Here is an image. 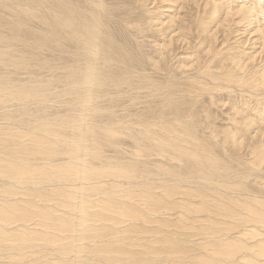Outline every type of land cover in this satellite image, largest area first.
Wrapping results in <instances>:
<instances>
[{
  "label": "bare ground",
  "instance_id": "6f19581e",
  "mask_svg": "<svg viewBox=\"0 0 264 264\" xmlns=\"http://www.w3.org/2000/svg\"><path fill=\"white\" fill-rule=\"evenodd\" d=\"M42 0H38V1H30L28 2L27 1V4L22 6L20 4H16V3H12V4H6L5 7L6 9H13L17 14L18 16L21 17V14L25 13L27 10H28V7L32 5L33 2H40ZM45 1H50V0H45ZM53 1V0H52ZM55 2H53L54 4L57 2L56 5H54L55 8H57V12L55 11H51V10H48V11H51V12H47L46 15H44V19L46 21V25L48 26L46 30L43 31V33L40 31V32H37L38 30H32V28L30 27L28 30H16V28H13L11 30V34L12 36L11 37H6L4 35V31H1L0 30V46H4L6 47L5 50H0V68L1 70H5L7 67H12L13 69H16V68H21L23 70H25V74H27V77L26 78H22V79H18V80H15V78H13L14 76H20V74L18 73H13V75L11 74L10 76L5 74V76H2L0 75V94H2V96L4 97V100L2 102H0V116L3 117L4 115H6L8 117L7 120L9 121H12V120H16V118L18 117L19 118V121L20 122H24L26 121V124H29V133L28 135L29 136H33V138H35L36 141H32L33 144H32V147H29L27 148L28 146L26 145L25 143V147L29 150L30 154L27 156H25V154L23 153V155L25 156L26 159H32L31 157L33 156H36L37 159L39 160H44V162L48 161V162H52L54 163V161L56 160V157L59 156V155H62V154H65L67 156L68 159L71 160V165H72V175H66V172L67 170H65L66 172L62 173L63 171H61L62 173V176H60V174H55V172H53V168H54V165L56 164H52L53 168H50L51 164L48 165L50 167H47L45 168L44 166V169H41L43 167L41 166H37L35 164H30V163H19L20 165H18V162L15 164H12V165H15V166H3L2 170L0 171V176L1 177H5L6 179L10 180L11 183H15V185L17 184H22L25 180L27 181V176H29V174H32V173H39V179L41 180H46V181H49L50 183L53 184V182H56L57 183H61V181L64 180V184L65 186L69 185L65 182H72V185L73 186V183H75V185L73 186V188H69L70 189H73V191L71 192L72 194L70 195H65L66 198H68L67 200V204L69 207H72L71 210H69L67 212V214H64V215H61V216H58V215H55V213H53V209L52 207L49 205L48 208H44L43 205H41L40 203L39 204V207L40 205L43 206L41 207V209L43 208V211H35L37 207H35V210L32 209L33 213L34 212H39L40 215H42L44 218V220H48L47 222L51 221L49 220V218L51 219L52 218V222L53 224L56 226V223H60L61 221L60 220H63L64 223L67 224L68 226V229H70L69 233L68 234H76V235H70L71 239H72V245L68 247H70L68 251H65L59 246V247H55L53 248L52 250L57 253V255L55 256H58V262L60 261V259L63 261V263L65 264V262H68V264H88V262H92L91 264H93V262H96L94 264H264V124L261 123L260 124V121H259V124L256 123L257 120H253V117L252 118H249L250 115L247 114L245 112V114L243 115L241 112L237 111V109H234V112L233 114L230 116L231 117V123L234 125V128L232 129H229L227 130V132H225V135L223 137V143L220 144L219 143V140L217 139L219 136L218 134L215 133L214 130H212L213 132H209V135H210V138H203V139H198V137L196 136L197 134V131L196 129L193 127V123L196 124L197 121L193 120L191 121L190 119H186V118H182V120L179 121V118L178 119H174L176 120V123L179 124L178 125H184L182 127H180L179 129V126H171L169 127V129H165V125L164 124H161V125H164L161 126L163 129L159 132H156L157 130L153 131V130H148L146 129L143 133L142 131L140 130L139 132L141 133H138L139 135L143 134L144 136H138L135 132L134 134V138L133 139V144L131 142V146L134 148L132 150L133 153L132 154H135L132 157V159H130L129 161L131 162H128V164L124 163L126 160L124 158H121V159H124L125 161H122V163H119V162H115L113 158H109L108 160H105L104 157L102 156L103 154V151L100 152V150H103V148L109 146L110 149H114L115 146H114V139H113V135L112 137H107L105 138V134L107 136H110V131L108 130V128L104 129V130H107L106 132H101L104 136V138H100L98 134H96V130L95 128L93 127H99V126H95L94 124H96V122H94L95 118L98 117L100 114L98 112H95L97 109L96 107L98 102H101L100 99L101 97L98 96V91L102 88H105V87H125L126 85V88L127 90L129 89L127 86L131 83L133 84H136L132 75L134 74L133 72V68H135V66L138 67V65L140 63H136L137 62H140L142 60H137L136 59V56H138L139 54L141 55V53L139 52L138 55L135 54V57L133 56V53H132V56H131V51H130V54L127 55L125 52V46L119 44V40L121 39L122 34H125V36H127L128 34H130V29H132L133 33H137V34H141L142 31H143V27L141 26V24L139 23V21L137 20H129V18L127 17H122V16H118L114 19H111L110 15H111V12L113 11V6H111L110 4L107 3V0H54ZM149 0H136V3L135 5L137 6L138 9H147V3H148ZM168 1V0H167ZM186 1V0H185ZM188 1V0H187ZM200 1L201 2H204L202 0H189L190 4H197L199 7H201L200 5ZM216 0H214L215 2ZM233 1V0H232ZM236 1V0H235ZM240 2V0H238ZM236 1V2H238ZM248 1V0H247ZM246 1V2H247ZM253 1V0H252ZM259 1V0H258ZM222 2V1H221ZM231 2V0H230ZM229 2V3H230ZM249 2V1H248ZM247 2V3H248ZM41 3V2H40ZM43 3V2H42ZM128 2L124 1V4H128ZM213 3V1H212ZM217 3V2H216ZM244 3V2H242ZM240 3V6L243 7ZM250 3V2H249ZM34 4V3H33ZM44 4V3H43ZM50 4V5H51ZM208 4V2H207ZM210 4V3H209ZM222 4V3H221ZM232 4V3H231ZM230 4V5H231ZM234 4V3H233ZM232 4L233 6V9L234 8V5ZM238 4V3H236ZM235 4V6H236ZM263 4L264 6V0H263V3L261 2H257V0L255 2H253V5L252 8H249V10L247 9H241L242 11L239 12L238 14H234V15H237L235 16L234 18L231 16V18L234 19V21H239L238 24L235 23L237 26L240 24H243L242 27H245L244 29H248L247 27L253 25L254 27L256 26V24H253L254 23V16H257L260 12H257L260 10L259 6ZM16 5V7L14 8L13 6ZM35 5V4H34ZM33 5V8L36 9L38 7H35ZM194 5V6H195ZM216 5V4H214ZM223 5H224V2H223ZM230 5L228 4V6L230 7ZM239 5V4H238ZM245 5H249V4H245ZM41 6H43L41 4ZM47 6V4L45 5ZM49 6V5H48ZM48 6L46 7V9L48 8ZM197 6V7H198ZM206 6V5H205ZM210 6V5H208ZM207 6V7H208ZM220 6V5H219ZM250 6V7H251ZM40 7V6H39ZM51 7V6H49ZM54 7H51V9H53ZM154 7V6H153ZM215 7V6H214ZM213 7V8H214ZM247 7V6H246ZM261 7V6H260ZM43 9V7H41ZM54 8V9H55ZM206 8V7H204ZM218 8V6H217ZM221 8V7H219ZM256 8V12L255 14L257 15H254L252 11H254ZM258 8V10H257ZM45 9V10H46ZM50 9V8H49ZM200 9V8H199ZM233 9L231 12H228L227 13V16L231 13H233ZM237 9V8H236ZM252 9V10H251ZM30 10V9H29ZM56 10V9H55ZM205 11V14L201 17H199L197 20V23L199 24V29L202 33L204 34H208L209 32V26L211 25L210 23L215 19V16L218 14L216 9H213L211 7L209 8H206V9H203ZM220 10V9H219ZM247 10V11H246ZM20 11V12H19ZM31 12H34V10L32 11V9L30 10ZM37 11V10H36ZM43 11V10H42ZM238 11V9H237ZM249 11H251L252 13H250ZM28 12V11H27ZM199 12V11H198ZM235 12V10H234ZM262 12V11H261ZM43 13V12H42ZM220 13V12H219ZM224 13V11H223ZM221 13V14H223ZM264 13V12H263ZM29 14V13H27ZM26 14V15H27ZM33 14V13H31ZM36 14V13H35ZM161 14V13H160ZM210 14V15H209ZM230 14V15H231ZM25 15V14H24ZM23 15V16H24ZM34 15V14H33ZM113 15V13H112ZM164 15V14H163ZM233 15V16H234ZM262 15V14H261ZM38 16V14H37ZM152 16V15H151ZM225 16V15H224ZM259 17L256 18L257 21L256 22H259L260 21V14L258 15ZM26 17V16H24ZM31 17V15H30ZM39 17V16H38ZM41 17V16H40ZM39 17V18H40ZM22 18V17H21ZM29 18V16H28ZM43 18H41L42 20ZM43 19V21H44ZM227 20H229L228 18H226ZM236 19V20H235ZM23 20V19H22ZM21 20V21H22ZM28 20L27 19V22L26 20H23L22 22L23 23H28ZM37 20V19H36ZM35 19H33V21L35 22L36 21ZM40 20V21H41ZM259 20V21H258ZM29 21H32L29 20ZM153 21V20H152ZM230 21V20H229ZM1 22V20H0ZM39 22V21H38ZM143 22V21H142ZM196 22V21H195ZM214 22V21H213ZM40 23V22H39ZM44 25V23H42ZM154 24V23H153ZM215 24V23H214ZM247 24V25H246ZM260 24H261V21H260ZM263 24V23H262ZM31 25V24H30ZM39 25V24H38ZM219 25V24H218ZM220 25H222L220 23ZM228 25V24H227ZM233 25V24H232ZM121 28V31L118 33H114V28ZM240 26V25H239ZM238 26V27H239ZM40 27V25H39ZM38 27V28H39ZM46 27V26H45ZM148 27V26H147ZM153 27V25H152ZM155 27V26H154ZM218 27V26H217ZM231 27V26H230ZM236 27V26H235ZM34 28V27H33ZM159 28V27H158ZM232 28V27H231ZM253 28V27H252ZM258 28V26L256 27ZM44 29V28H43ZM239 29V28H238ZM254 29V28H253ZM252 29V30H253ZM147 30V29H145ZM243 30V29H242ZM255 30V29H254ZM256 33V38H257V42L259 43V45L261 47L264 48V27L263 29L260 28L259 30H255L254 31ZM38 33V34H37ZM122 33V34H121ZM145 33V31H144ZM212 33V32H211ZM252 33V32H251ZM40 34V35H39ZM253 34V33H252ZM212 35V34H211ZM215 36V35H213ZM128 38V36H127ZM136 38V37H135ZM183 38V37H182ZM15 42H18L19 44H21L23 47H25L26 49H30V48H33V49H30V50H34V46L35 48H37L38 50H40L41 46H44L45 47H49L51 45L53 51L55 52H59L61 54V56H63V67L61 66L62 68V77L60 79H58L59 77L56 76V74H54L56 72V68L54 66H51V65H44L43 67L41 66H32L30 64L31 61H29L30 59H27L26 57H21L20 55H16V54H11V49L13 47V44ZM234 42V41H233ZM231 43V42H230ZM16 44V43H15ZM134 44V43H133ZM137 44V43H136ZM128 45V44H127ZM129 46V45H128ZM137 46H139L137 44ZM136 46V47H137ZM223 46V45H222ZM243 46V45H241ZM125 47V48H124ZM132 47V46H131ZM135 47V46H134ZM135 47V48H136ZM198 47V46H197ZM134 48V49H135ZM4 49V48H3ZM24 49V48H22ZM128 49V48H127ZM126 49V50H127ZM130 49V48H129ZM141 49V48H140ZM206 49V48H205ZM221 49V48H220ZM255 49V48H254ZM25 50V49H24ZM132 50V48L130 49ZM139 50V49H137ZM218 50V49H217ZM231 50H233V48H231ZM245 50V49H244ZM21 51V50H19ZM230 51V50H229ZM240 51V50H239ZM247 51V50H246ZM31 52V51H29ZM38 52V51H37ZM133 52V51H132ZM135 52V51H134ZM204 52V51H203ZM18 53V51H17ZM33 53V52H32ZM35 53V52H34ZM39 53V52H38ZM43 53V51H42ZM46 53V52H45ZM50 53V52H49ZM129 53V52H127ZM235 53V52H234ZM245 53V52H244ZM263 53V52H262ZM20 54V53H18ZM48 53H46L47 55ZM52 54V53H51ZM221 54V53H219ZM218 54V55H219ZM29 55H32V54H29ZM28 55V58L30 57ZM50 55V54H49ZM53 55V54H52ZM240 55V54H239ZM243 55V54H242ZM241 55V56H242ZM245 55V54H244ZM256 55V54H255ZM36 56V54L34 55L33 54V57ZM41 56V54H40ZM44 56V55H42ZM231 57L229 58V60L227 62H225L224 66H222L223 70L224 69H228L227 71H223L225 73L222 74V78L220 77H215L216 78H220L222 79L223 82L225 83H228L231 84L233 83L235 85V87L237 88H243V89H246L248 90V94L249 93H253L256 94V92L260 91V90H264V66L262 67L261 65L260 66H257V65H253V60L254 59V56L253 55H247L248 57V62H245L243 61V56L238 58L237 56L234 55H230ZM261 56V55H260ZM32 57V56H31ZM44 57H47V56H44ZM49 57H53V56H49ZM177 57V56H176ZM264 57V56H262ZM38 59V57L36 58ZM51 59V58H50ZM252 59V60H251ZM55 60V58H54ZM59 60V59H58ZM50 63V61H46V63ZM53 62V61H52ZM59 62V61H58ZM33 63V62H32ZM258 63V62H257ZM211 66V65H210ZM231 66V67H229ZM3 67V68H2ZM36 67V68H35ZM142 67V66H141ZM140 68H136L137 71L141 69ZM33 68V69H32ZM38 68H45V69H49L51 71V74L55 75V77L52 76V78L48 79V80H43L41 78H39V74H36V72H41L40 69ZM132 68V69H131ZM183 68V67H182ZM214 68V67H213ZM11 69V68H9ZM37 69V70H36ZM211 69V68H210ZM210 69H208L210 71ZM222 69L220 70V73H222ZM143 70V69H142ZM141 70V71H142ZM7 71L8 73H11L8 69L5 70ZM135 73H136V70L134 69ZM215 71V70H214ZM213 71V72H214ZM43 72V71H42ZM139 72V71H138ZM1 73V71H0ZM219 73V72H217ZM139 74H142V72H139ZM206 74V73H205ZM214 75V74H213ZM208 76V74H207ZM217 76V75H215ZM220 76V75H218ZM143 77V76H142ZM14 80H13V79ZM146 78V77H144ZM205 78V77H204ZM143 79V78H141ZM219 79V80H220ZM135 80H136V77H135ZM140 80V79H139ZM137 81V80H136ZM142 81V80H140ZM152 81V79H151ZM171 81V79H170ZM173 81V80H172ZM178 81V80H177ZM217 81V80H215ZM146 83H148L146 80H145ZM150 82V81H149ZM153 82V81H152ZM150 82V83H152ZM168 82V81H167ZM221 82V80H220ZM222 82V83H223ZM61 84H65L66 85V88H67V94H65L66 96L68 95V97L71 99L70 102H72L73 104L75 105H79L77 107V110L78 111H82V113L84 114H78V115H74L76 114L75 112H77V110L72 113L69 111V113H66L67 116L65 117H61V121L57 124L56 123V119H54L53 117H49V115L47 114L48 112L45 111V108H52V104H48L52 101V98L53 96L55 97L54 94H56V96H60L59 94L61 93H51V89L53 87V85L55 84H58V86ZM142 83V82H140ZM139 83V84H140ZM144 83V81H143ZM142 83V84H143ZM149 83V84H150ZM219 83V82H217ZM137 84V85H139ZM145 84V83H144ZM154 84V83H153ZM152 84V85H153ZM166 84V83H165ZM215 84V83H214ZM232 84V85H233ZM141 85V84H140ZM148 84H146L145 87H147ZM151 85V84H150ZM149 85V86H150ZM155 85V84H154ZM216 85V84H215ZM222 85V84H221ZM121 86V87H120ZM148 86V88H149ZM170 86V85H168ZM213 86V85H212ZM223 86V85H222ZM230 86V85H229ZM143 87V86H142ZM161 87V86H160ZM172 87V85H171ZM170 87V88H171ZM219 87V86H218ZM221 87V86H220ZM228 87V86H227ZM231 87V86H230ZM230 87H228L230 89ZM234 88V86H232ZM58 88V87H57ZM55 88V90L57 89ZM130 88H133L130 86ZM140 88V87H139ZM153 87L150 86V89H152ZM212 88V87H211ZM214 88L216 89L217 87L214 86ZM61 88H59L60 90ZM163 89L165 90L166 87H163ZM202 89V88H201ZM200 89V90H201ZM220 89V88H218ZM226 89V88H225ZM235 89V88H234ZM242 89V90H243ZM63 90V89H62ZM111 90V89H109ZM135 90V89H134ZM141 90V89H140ZM143 90V89H142ZM148 90V89H147ZM153 90V89H152ZM207 90V89H205ZM232 91V88L230 89ZM236 90V89H235ZM53 91V90H52ZM130 91H132L130 89ZM128 90V92H130ZM151 91V90H150ZM161 91V89H160ZM167 91V90H166ZM222 91V90H220ZM230 91V92H231ZM237 91V90H236ZM239 91V90H238ZM58 92V91H57ZM115 92L116 89H115ZM114 92V93H115ZM123 93V91H121ZM126 92V91H125ZM124 92V93H125ZM157 92V91H156ZM164 92V91H163ZM169 92V91H167ZM174 92V91H173ZM172 90H171V93H173ZM202 92V91H201ZM63 93V91H62ZM61 93V94H62ZM111 93V92H109ZM109 93H105L104 92V97L107 96V95H110ZM113 93V95L111 96H115V94ZM171 93H169L171 95ZM247 93V92H246ZM261 95L263 93V91L260 92ZM118 94V93H117ZM116 94V95H117ZM247 94V95H248ZM259 94V93H258ZM121 97L122 95L119 94ZM117 95V96H119ZM128 95V94H127ZM161 96L164 95V93H160ZM166 95V94H165ZM174 95V94H173ZM178 95V94H177ZM240 95V94H239ZM251 95V96H253ZM1 96V95H0ZM63 96L62 99L65 97L64 95H61ZM116 96V98H117ZM119 96V97H120ZM126 96V94H125ZM243 97L245 95H242ZM241 96V97H242ZM250 96V94H249ZM249 96H246L247 98ZM255 96V95H254ZM263 96V97H262ZM260 96V98L258 97L257 98V95L255 96L257 98V110H258V113L261 114V116H259V120L263 119L264 118V94ZM108 97V96H107ZM128 97V96H127ZM172 97V96H171ZM174 97H176L174 95ZM61 98V97H59ZM111 99H114L115 97H110ZM166 98V97H165ZM169 98V97H168ZM252 99H254L253 97H251ZM255 98V99H256ZM263 98V99H262ZM57 100H59L58 98H54ZM119 98H117L118 100ZM167 99V98H166ZM170 99V98H169ZM217 99V98H216ZM243 99V98H242ZM254 99V101H255ZM1 100V99H0ZM108 100V98L106 99ZM105 99L103 100L106 101ZM121 100V99H120ZM171 100V99H170ZM220 100V99H219ZM246 100V99H245ZM250 100V99H249ZM55 101V100H54ZM166 101V100H165ZM169 101V100H168ZM175 101V100H174ZM53 102V101H52ZM58 102V101H57ZM244 102V100H243ZM6 103H14L12 107H15L13 108L11 111H8V112H5L3 114V106L6 104ZM173 103V102H172ZM176 103V102H175ZM34 106V109H36L37 111L35 112L34 110H31L33 109V106L32 105H35ZM72 104V105H73ZM167 104V103H165ZM170 104V103H169ZM180 104V103H179ZM231 104V103H230ZM239 104V102H238ZM10 105V104H8ZM12 105V104H11ZM17 105V107H16ZM64 105V104H63ZM99 105V104H98ZM174 105V104H173ZM181 105V104H180ZM233 105V103L231 104ZM242 105V103H241ZM239 105V106H241ZM21 106V107H20ZM68 106V105H67ZM168 106V104H167ZM182 106V105H181ZM181 106H177V107H181ZM184 106V105H183ZM182 106V107H183ZM189 106V105H188ZM191 106V105H190ZM189 106V107H190ZM194 106V105H193ZM192 106V108H193ZM238 106V107H239ZM244 106V104H243ZM26 107H28V109H26ZM170 108V105L168 106ZM167 107V108H168ZM175 107V106H174ZM177 107L176 109L174 108V110H177ZM186 107V106H185ZM245 107V106H244ZM251 107V106H249ZM253 107V106H252ZM256 107V106H255ZM260 107V108H259ZM6 108V106H5ZM67 108V107H66ZM74 108V107H73ZM73 108H69V109H73ZM80 108V109H79ZM166 108V107H165ZM187 108V107H186ZM231 108V106H230ZM237 108V107H236ZM241 108V107H239ZM238 108V109H239ZM243 108V107H242ZM76 109V108H75ZM96 109V110H95ZM181 109V108H180ZM244 109V108H243ZM242 109V110H243ZM247 109H248V106H247ZM3 110V111H2ZM167 110V109H166ZM169 110V109H168ZM191 110V108H190ZM189 110V111H190ZM256 110V111H257ZM1 111H2V114H1ZM179 111V110H177ZM251 110H249L248 112L250 113ZM15 112H18V114H15ZM30 112H34L32 114V116H29L31 113ZM41 112V113H40ZM68 112V110H67ZM162 112V111H161ZM174 112V111H173ZM176 112V111H175ZM181 112V110L179 111ZM30 113V114H29ZM44 113V114H43ZM79 113V112H78ZM101 113V111H100ZM174 114V113H172ZM16 115V116H15ZM18 115V116H17ZM63 115V114H61ZM60 115V116H61ZM65 115V114H64ZM243 115V116H242ZM57 116V114L55 115ZM176 117H180L179 114H175ZM238 116H242L241 119H238L239 117ZM252 116V115H251ZM258 116V115H257ZM5 117V116H4ZM30 117L33 119V121H30ZM195 117V116H194ZM226 117V116H225ZM243 117L245 119V121L243 120ZM53 118V119H51ZM56 118V117H55ZM115 118V117H114ZM114 118L112 120H114ZM229 118V117H228ZM28 119V120H27ZM30 119V120H29ZM230 119V118H229ZM258 119V118H257ZM0 120H3L2 118ZM173 120V123L175 122ZM243 120V121H242ZM264 120V119H263ZM58 121V119H57ZM241 121V123L239 122ZM28 122V123H27ZM31 122H33L31 124ZM94 124H93V123ZM112 122V121H111ZM110 122V124H111ZM141 122V121H140ZM1 123V122H0ZM24 123H23V126H24ZM115 123V122H114ZM139 123V122H138ZM163 123V122H162ZM60 124V125H59ZM109 124V125H110ZM116 124V123H115ZM146 124V123H145ZM159 124V125H160ZM169 124V123H167ZM166 124V125H167ZM172 124V123H171ZM169 124V125H171ZM141 125V124H140ZM157 125V124H156ZM173 125V124H172ZM231 125V124H230ZM26 126V125H25ZM28 126V125H27ZM107 126V125H106ZM104 126V127H106ZM114 126V125H112ZM122 126V125H121ZM136 126V125H135ZM146 126V125H145ZM144 126V127H145ZM158 126V125H157ZM168 126V125H167ZM232 126V125H231ZM4 124L3 126L1 125V128H3L4 130ZM8 127V126H6ZM65 127H69L71 128L74 133H72V136L73 135H76V140L75 139H71L70 135L67 133V128ZM116 127V126H114ZM124 127V126H123ZM122 127V129H123ZM159 127V126H158ZM257 127L258 130L256 131L257 133L255 135L251 134L248 139L245 138V136H247L246 134L244 135V133L242 134V130L246 129L245 133H249V131H251L253 128ZM103 128V127H102ZM101 128V129H102ZM110 128H113L111 127L110 125ZM131 127H129L130 129ZM141 128V127H140ZM148 128V127H147ZM168 128V127H167ZM8 129V128H7ZM24 129V128H23ZM22 129V130H23ZM27 128H25L26 130ZM97 129V128H96ZM99 129V128H98ZM121 129V128H120ZM125 129V128H124ZM134 129V128H133ZM144 129V128H143ZM158 129V128H156ZM158 129V130H159ZM213 129V128H212ZM2 130V129H0ZM10 130V129H9ZM20 131V129H18ZM17 130V131H18ZM23 130V131H25ZM103 130V131H104ZM132 130V129H130ZM128 130V131H130ZM6 131V130H5ZM27 131V130H26ZM72 131V132H73ZM116 131V130H115ZM22 132V131H21ZM20 132V133H21ZM69 132V131H68ZM112 132V131H111ZM123 132H127V129L126 131H123ZM138 132V131H137ZM168 132V133H167ZM1 133V132H0ZM4 133V132H2ZM1 133V134H2ZM6 133V132H5ZM14 133V132H13ZM26 133V132H25ZM70 133H71V130H70ZM105 133V134H104ZM134 133V132H133ZM164 133H167L168 136L165 137V134ZM9 134V133H8ZM16 134V133H15ZM19 134V133H17ZM24 134V132H23ZM23 134H21L22 136H24ZM101 134V135H102ZM115 132V136H118V135H122L120 134H117ZM19 134V136H21ZM27 135V134H26ZM27 135V137H28ZM127 136V134H125ZM124 135V137H125ZM136 135V136H135ZM201 135V134H200ZM244 137V139L241 141L240 139ZM3 136V135H1ZM15 136H18V135H15ZM102 136V137H103ZM114 136V137H115ZM123 136V135H122ZM70 137V138H69ZM74 137V136H73ZM200 137V136H199ZM202 137V136H201ZM241 137V138H240ZM3 137H1L2 139ZM16 138H19V137H16ZM25 137H22L20 138L19 140L23 139ZM4 139V138H3ZM1 140L0 141V145L4 144L5 142L8 141V143L10 144H14L12 141H11V138L10 139H4V140ZM30 139V138H29ZM30 140H32V138ZM69 139L70 140H75V141H72V142H69ZM118 139V138H117ZM213 139L215 140V142L213 141ZM13 140V139H12ZM18 140V139H17ZM34 140V139H33ZM101 140V141H100ZM129 140L130 137H129ZM212 140V141H211ZM15 141V138L14 140ZM27 141V142H28ZM188 141L190 142L189 145L188 144ZM15 142H18V141H15ZM20 142H24V139L21 140ZM182 142H183V147L181 146L182 145ZM185 142L187 144H185ZM19 143V142H18ZM29 143V142H28ZM92 143V145H91ZM105 143V144H103ZM129 143V142H128ZM117 144H118V141H117ZM185 144V146H184ZM193 145L192 148H195L196 150H192V156L189 154V148L188 146H191ZM223 145L224 144V147L225 145H235L236 148L238 149H242L243 146H245V150L247 151L246 154H248L250 156V158L248 160H245L247 161L245 165H248L247 166V171H248V174L245 173L244 171L241 172L239 169H237L236 167H234V163L233 165H225L223 164V166L221 165L223 162L222 159H220V157L216 154H214V146L215 145ZM16 145V143H15ZM116 145V143H115ZM22 146V145H21ZM24 146V145H23ZM0 147H3V146H0ZM16 147V146H15ZM20 147V145H19ZM114 147V148H112ZM121 148V146H118ZM126 147V146H125ZM125 147L123 149H125ZM131 147V148H132ZM227 147V146H226ZM242 147V148H240ZM22 148V147H21ZM26 148L22 149V150H26ZM108 148V147H107ZM7 149V147H6ZM5 149V150H6ZM12 149V148H11ZM14 149V148H13ZM109 149V148H108ZM117 149V148H116ZM130 148H126V150H129ZM221 149V148H220ZM19 150V149H17ZM107 150V149H105ZM104 150V151H105ZM110 150V151H111ZM222 150V149H221ZM1 152L2 149L0 150ZM7 151V150H6ZM6 151L4 152L6 154ZM9 151V150H8ZM108 151V150H107ZM113 151V150H112ZM121 151V149H120ZM152 151L155 153L156 156H159V157H162L164 161L166 162H172V161H179L178 157L180 156H183L184 155V159L182 160L181 158V161L183 162H186L187 160H189V163L186 164V170H188V172H195L194 169H197L202 171L200 173H202L203 177H204V181L206 182L205 185H207V189L205 188L206 186H200L202 188H205L206 190H210L212 189L213 192L210 191V195H211V198L209 196H207L208 198H205L203 201V206L205 207V209L203 210V212L205 211L208 215H210L212 217V215L216 218V216L220 219H225L226 222H231L230 220L235 221L234 224L233 223H226L225 225L228 227H220V225H222V220L221 221H216L215 222H212L214 219H212V221H208V226L205 225V229L204 230H208L209 233L207 234V237L205 239V247H204V252H201V254L199 255H187V251L185 252L184 250L187 249V244H185L186 240H180L179 242H181L180 244H182L184 246V250L182 251H178L177 250V247L175 246H178L177 244V237H174L175 233L172 231V234L171 232H167V233H164L162 230L163 233L161 232H156L154 233V231H156V227L155 229L152 228L151 230L154 229L153 233L155 234L154 237H158V238H154V239H159L155 244H152L150 246H146L144 248V246L142 245L141 247L142 248V251H137L138 253L137 254H131L128 259L125 261L126 263H122V258L120 257H115L112 258L111 255L110 257L104 255V253L100 250H103L102 247H96L94 248V246L88 244V242H83V241H86L87 237L86 234H88L89 232H87L88 230L90 231L91 229H94L96 228L97 226L95 225L94 221L92 223H90L92 221V219L90 218V215L92 214V216L94 217L95 215L98 216V217H101V216H104V217H108L106 218L105 220L99 218V220H103V223L104 221L105 222H108L110 224L111 221L114 222V220L112 219L111 221L108 220L110 219L109 215H111V213H117L118 211L116 209H119V212H120V216L121 214L123 216H125L124 214L128 213V216L126 215V217L130 218V220H134L137 219L139 222L140 220L139 219H143V221H145L147 218H151V214L154 213V210H155V206L151 205V203H154V205H156L158 202H154L155 199L158 198H161L163 197V199L166 198L170 200V196L168 197V194H159V190L157 191V193L154 191H150V193H154L155 192V195H154V198L152 199L153 202H148L147 200H149L150 198H148L146 200L141 199L143 200H140L142 201L143 203L144 202H148L150 203V208H147L148 203L145 206L142 207V203L139 202L136 200V198H133L135 199L136 202H133L129 199L130 197L132 198V196L135 194L133 193L132 196L129 194V192L126 190H123V191H127V193L130 195V197L127 195V200L128 203L126 201H124L123 198H121L122 200L120 201L119 200V203L117 201V199L115 200V198L117 197L116 194H114L116 197L111 200V198H113L114 195H112L111 197L109 196L107 201L104 202V205L105 206L104 208H102V206H100L98 208V206H95L94 204V199L93 201L91 200H86L85 198H87L90 194H93V193H98V192H101L104 190L103 186H106V183H105V180L108 178V177H111L115 180H123L124 179V182L125 180H127L128 182H130V179H133V178H140L142 180H145L146 182H148L149 180H152L155 179V173L157 174L158 171L160 174L161 172H163V170L165 169L164 167L166 166V162H162L163 164H161L159 161H156L157 164L159 162V166L157 167H154V165H152L154 167L151 168L153 169V171L147 167V164L148 162L146 161H143V157L146 158V156H150ZM118 152V151H117ZM126 152V151H124ZM129 152V151H128ZM225 151L223 150V154ZM7 153H10L11 154V150L10 152H7ZM14 153V152H13ZM18 154V151L16 152ZM15 153V154H16ZM22 153V152H21ZM21 153H20V157H21ZM108 153H111V152H108ZM107 153V154H108ZM114 153H116V151H114ZM120 153V152H119ZM153 153V154H154ZM14 154V155H15ZM124 154H127V153H124ZM131 153L129 152L128 155H130ZM179 154V156H178ZM8 155V154H6ZM19 155V154H18ZM22 155V156H23ZM114 155V154H113ZM112 155V156H113ZM118 155V154H117ZM13 156V155H12ZM116 156V154L114 155ZM120 156V154H119ZM126 156V155H125ZM155 156V157H156ZM3 157V156H2ZM5 157V156H4ZM128 157V156H127ZM139 157V158H137ZM15 158V157H14ZM64 158V157H62ZM66 158V157H65ZM134 158H137V159H134ZM158 158V157H157ZM10 161L13 159L12 158H8ZM7 159V161H8ZM35 159V158H34ZM19 160V159H18ZM24 160V159H23ZM57 160H60V158ZM243 160V161H244ZM2 160H0L1 162ZM16 161V160H15ZM22 161V160H19V162ZM97 161L99 162H103V166H101L102 168H100L98 171H96V167H94L95 163L97 164ZM128 161V160H127ZM152 161V160H151ZM154 161V160H153ZM43 162V163H44ZM234 162V161H233ZM238 162V161H237ZM236 162V163H237ZM12 163V162H10ZM8 163V164H10ZM14 163V162H13ZM38 163V162H37ZM41 163V162H40ZM56 163V162H55ZM62 163V162H61ZM151 163V162H150ZM153 163V162H152ZM173 163V162H172ZM171 163V164H172ZM226 163V162H225ZM3 164V163H2ZM1 164V165H2ZM7 164V163H6ZM5 164V165H6ZM42 164V163H41ZM46 164V165H47ZM59 165V163H57ZM63 164V163H62ZM60 164V165H62ZM123 164V165H122ZM154 164V163H153ZM178 164V163H177ZM180 164V163H179ZM241 164V163H239ZM239 164L237 166H239ZM0 165V166H1ZM45 165V164H44ZM45 165V166H46ZM65 165V163H64ZM111 166V167H114V171L113 172H106L107 170V166ZM150 164L148 163V166ZM170 165V164H169ZM167 165V166H169ZM236 165V164H235ZM67 166V164H66ZM65 166V167H66ZM156 166V165H155ZM164 166V167H163ZM172 166V165H171ZM174 166V165H173ZM172 166V167H173ZM190 166V167H189ZM61 167V166H60ZM175 167V166H174ZM246 167V166H245ZM56 168V167H55ZM64 168V166L62 167V169ZM69 168V167H67ZM167 168V167H166ZM169 168V167H168ZM177 168V167H176ZM179 168V167H178ZM177 168V169H178ZM183 168V167H181ZM185 168V167H184ZM183 168L184 171H186L185 169ZM199 168V169H198ZM57 169V168H56ZM61 169V168H59ZM61 169V170H62ZM175 169V168H174ZM64 170V169H63ZM243 170V169H242ZM170 171V174H172L173 172L175 171ZM169 171L167 172V174L169 173ZM196 171V172H197ZM70 172V171H68ZM67 172V173H68ZM172 172V173H171ZM182 172V171H181ZM29 173V174H27ZM36 173V174H37ZM59 173V172H58ZM187 173V171H186ZM8 174V175H7ZM10 175H15V176H9ZM163 174H166L163 173ZM166 174V175H167ZM175 174V173H173ZM188 174V173H187ZM187 174H185L183 172V175L182 176H186ZM177 175V174H176ZM181 175H178V176H181ZM191 175H194L193 173ZM191 175H190V178H191ZM201 176V174H198ZM175 176V175H174ZM167 176L166 179H169ZM4 178V180H5ZM165 177H163L162 179H164ZM174 178V177H173ZM176 178H178L176 176ZM3 179V178H2ZM29 179H30V176H29ZM28 179V180H29ZM160 179V178H159ZM183 179V178H182ZM186 179V178H185ZM188 179V178H187ZM197 179V178H196ZM199 179V177H198ZM201 179V178H200ZM7 180V181H8ZM95 180H100L101 182L98 183V186L95 185ZM175 180V178H174ZM190 180V179H189ZM31 181V180H29ZM27 181V182H29ZM136 181V180H135ZM157 181V180H156ZM155 181V182H156ZM168 181V180H167ZM35 181L32 180V182L30 183H34ZM112 182V181H111ZM139 182V181H137ZM158 182V181H157ZM162 182V181H160ZM176 182V181H175ZM173 180L172 182H168L169 184L170 183H175ZM189 182V181H188ZM25 183V182H24ZM29 183V184H30ZM114 184H116L115 182H112ZM119 183V182H118ZM123 183V182H122ZM152 184H154L152 181L150 182ZM164 183V182H163ZM165 183H166V180H165ZM184 183V182H183ZM186 183V182H185ZM184 183V184H185ZM193 182H191L190 180V184H192ZM197 183V182H196ZM199 183V182H198ZM10 184V182H9ZM44 184V183H43ZM48 184V183H47ZM62 184V185H64ZM121 184V183H120ZM119 184V185H120ZM134 184V183H133ZM137 184V183H136ZM139 184V183H138ZM188 185V186H191V185ZM200 184V183H199ZM219 185L218 188H220V190H218V188H215L214 186L212 185ZM11 185V184H10ZM28 185V184H27ZM34 185V184H32ZM41 185V184H40ZM45 185V184H44ZM118 185V184H117ZM118 185V186H119ZM125 185V184H123ZM142 185V184H141ZM146 185V184H144ZM161 185V184H160ZM159 185V186H160ZM171 186L173 184H170ZM170 185L168 186V184L165 186V184L161 185L163 186L162 188H166V189H169L173 191L175 190L174 187H170ZM176 185V184H175ZM178 185V184H177ZM185 185V186H187ZM192 185H196L195 182L192 184ZM201 185V184H200ZM203 185V183H202ZM13 186V185H11ZM9 186V187H11ZM39 186V185H38ZM51 185H49L50 187ZM59 186V185H57ZM112 186V185H111ZM127 187V185H125ZM143 186V185H142ZM148 186V184H147ZM151 186H154V188L156 186H158V183L157 185H150L148 186L151 187ZM174 186V185H173ZM34 187V186H33ZM36 187V186H35ZM64 187V186H63ZM117 188V186H115ZM136 187V186H135ZM145 187V186H144ZM181 187V186H180ZM15 188V187H14ZM27 188V187H26ZM54 188V187H53ZM59 188V187H57ZM61 188V186H60ZM59 188V189H60ZM67 188V187H66ZM119 188V187H118ZM124 188V187H122ZM133 188V187H132ZM141 188V187H140ZM140 188H137L140 189ZM153 188V187H151ZM150 188V190H152ZM153 188V189H154ZM157 188V187H156ZM155 188V189H156ZM160 188V187H159ZM181 188H184V187H181ZM189 188V187H188ZM187 187L184 188L185 191L187 192L188 190H190V188L188 189ZM16 189V188H15ZM43 189V188H42ZM131 189V188H130ZM147 189V187H146ZM158 189V188H157ZM161 189V188H160ZM183 189V190H184ZM187 189V190H186ZM195 189V188H194ZM193 189V190H194ZM13 190V189H11ZM19 189H16L14 191H17ZM22 190V189H21ZM20 190V191H21ZM27 190V189H26ZM45 190V189H43ZM66 190V189H65ZM64 190V191H65ZM121 190V189H120ZM132 190V189H131ZM134 190H136L134 188ZM136 190V191H137ZM142 189H140L141 191ZM162 190V189H161ZM160 190V192H161ZM182 190V189H181ZM197 190V189H196ZM221 190H226L227 192L223 193ZM33 191V190H32ZM46 191V190H45ZM62 191V190H61ZM69 191V190H67ZM71 191V190H70ZM116 192H118V190H115ZM133 191V190H132ZM131 191V192H132ZM166 190H162L163 193H165ZM169 191V190H168ZM172 191V192H173ZM185 191H183V194L185 193ZM6 192V191H5ZM4 192V193H5ZM11 192V191H10ZM18 192V191H17ZM50 192V191H49ZM47 192V193H49ZM115 192V193H116ZM120 192V191H119ZM118 192V193H119ZM130 192V193H131ZM143 192V191H142ZM145 192V191H144ZM170 193H172L171 191H169ZM189 192V191H188ZM192 192V190H191ZM191 192H189V195L192 194ZM199 191H197V194L196 195H199L202 193L200 192L198 194ZM2 193V195L4 194ZM7 193V192H6ZM15 193V192H14ZM44 192L37 188L36 191L33 193L34 196H37L38 198L39 197H43V194ZM46 193V192H45ZM51 193V192H50ZM49 193V194H50ZM104 193V192H103ZM117 193L118 196H120L119 194ZM139 193V192H137ZM141 193V192H140ZM146 193V192H145ZM148 193V194H150ZM234 193L237 194V197H235ZM11 194V193H10ZM9 194V195H10ZM17 194V193H15ZM14 194V195H15ZM22 194V193H21ZM32 194V195H33ZM53 195L56 196V192H53L52 193ZM123 194V193H122ZM147 194V195H148ZM175 194V193H174ZM194 194V193H193ZM48 195V194H47ZM51 195V194H50ZM51 195V196H53ZM59 195V194H58ZM143 195V194H142ZM166 195V196H165ZM173 195V194H172ZM195 195V194H194ZM204 195V194H203ZM213 195V197H212ZM10 196H13V195H10ZM21 196V195H20ZM26 196V195H24ZM97 196V195H96ZM138 195H134V197H136ZM144 196V195H143ZM187 196L186 198L189 199V196L188 195H185ZM193 195H191L192 197ZM198 196V197H199ZM206 196V195H205ZM18 198V196H16ZM23 197V196H22ZM36 197V198H37ZM50 197V196H49ZM55 197H53L55 199ZM59 197L61 198V196L59 195ZM102 197V196H101ZM120 197H123L122 195ZM120 197H117L120 199ZM147 197V196H145ZM165 197V198H164ZM193 197H196V196H193ZM25 198V197H24ZM35 198V197H33ZM99 198V197H98ZM139 198V197H137ZM172 198V197H171ZM174 198V197H173ZM185 198V199H186ZM244 199L245 202H246V205L244 206V208H241L240 207V204H241V199ZM2 199V198H1ZM0 199V200H1ZM57 199V198H56ZM102 199V198H101ZM132 199V200H133ZM190 199H193V198H190ZM198 199V198H197ZM212 201H211V200ZM240 199V200H239ZM23 200V199H22ZM27 200V199H26ZM48 200V199H47ZM98 200V199H97ZM156 200V201H158ZM194 200V199H193ZM202 200V198L200 199ZM207 200V201H206ZM10 201V200H9ZM17 201V200H16ZM32 203L35 201L34 199L33 200H30ZM52 201V200H51ZM96 201V200H95ZM101 201V200H100ZM104 201V200H103ZM111 201V202H110ZM150 201V200H149ZM160 201V200H159ZM165 200H163V202H159L160 205L161 204H164ZM171 201V200H170ZM168 201V202H170ZM181 201V200H180ZM180 201L178 202L180 204ZM188 201V200H187ZM190 201V200H189ZM24 202V201H23ZM27 202V201H25ZM24 202V203H25ZM29 202V201H28ZM40 202H42L40 200ZM58 202V201H57ZM96 202H99V201H96ZM102 202V201H101ZM117 202V203H116ZM121 202H124V204L122 205ZM129 204V205H127ZM190 202H195L194 201H190ZM211 202V204H210ZM212 202L214 203L213 205L214 208L212 209ZM2 203V201H1ZM20 203V202H19ZM43 203V202H42ZM117 204L116 208H115V205L113 204ZM121 203V204H120ZM156 203V204H155ZM177 203V204H178ZM184 203V202H183ZM182 203V204H183ZM197 203H201L202 202H198ZM5 204V203H4ZM15 204V203H14ZM33 204H37V202L33 203ZM94 204V205H93ZM99 204V203H98ZM145 204V203H144ZM167 204V203H165ZM171 204V202H170ZM176 204V202H175ZM181 204V206H182ZM185 204V203H184ZM243 204V203H242ZM245 204V203H244ZM11 206L14 207V205L10 204ZM16 205V204H15ZM91 205L94 206V207H97L96 209L97 210H94L92 211L91 209ZM97 205V204H96ZM100 205V204H99ZM159 204H157L158 206ZM159 205V206H160ZM169 205V204H168ZM186 205V204H185ZM189 205V204H188ZM199 205V204H198ZM197 205V207H199ZM212 205V206H211ZM217 205V206H216ZM23 206H25V204H23ZM114 206V209L117 211H113V207ZM153 206V207H152ZM164 206V205H163ZM187 206V205H186ZM190 206H192V204H190ZM189 206V207H190ZM194 206V205H193ZM192 206V207H193ZM202 206V205H201ZM2 207V206H1ZM19 207V206H18ZM31 207V206H30ZM93 207V208H94ZM162 207V205L160 206ZM170 207H173L172 209L174 210V206H168L167 208H169L171 210ZM191 207V208H192ZM203 207V208H204ZM215 207L216 209L218 210L217 213H215L214 215V212H216L217 210H215ZM6 209H9L7 207H5ZM4 208V209H5ZM159 207L156 208V210H159L158 209ZM162 208H165V207H162ZM196 208V207H195ZM202 208V207H201ZM239 208H240V211H239ZM20 210H22L21 208H19ZM30 209V208H29ZM27 210L30 212V210ZM121 209V210H120ZM149 209V210H148ZM193 209V208H192ZM12 210V209H11ZM16 210V209H15ZM14 210V212L18 211L19 210L17 209L16 211ZM24 210V209H23ZM26 210V209H25ZM66 210V209H65ZM64 210V211H65ZM155 210V211H156ZM161 210V209H160ZM159 210V212H160ZM179 210V208H178ZM182 210V207L181 209ZM201 210V209H200ZM214 210V212H213ZM0 211L2 212V209H0ZM5 211L4 213L7 214H10V213H7L6 211L7 210H3ZM9 212H11L10 210H8ZM26 211L27 214H29L28 212ZM166 211V210H164ZM176 211V210H175ZM189 211V210H187ZM194 211V209H193ZM192 211V212H193ZM197 211V210H196ZM199 211V210H198ZM202 211V210H201ZM246 213H242V212H245ZM25 212V211H23ZM55 212V211H54ZM59 212V211H58ZM94 212V213H93ZM132 212V213H130ZM157 212V213H159ZM168 213H170L169 211H167ZM195 212V211H194ZM222 212V214H221ZM12 213V212H11ZM20 213V212H19ZM33 213L30 212L31 214V217H33L32 215H34ZM42 213V214H41ZM60 213V212H59ZM90 213V214H88ZM156 213V212H155ZM173 213V212H172ZM175 213V212H174ZM224 213V214H223ZM14 214H17V213H14ZM23 213L19 214L21 216ZM29 214V215H30ZM61 214V213H60ZM95 214V215H94ZM98 214V215H97ZM101 214V215H99ZM179 214V213H178ZM194 214V213H193ZM202 214V213H201ZM18 215V214H17ZM18 215V216H19ZM38 214L36 213L35 215V220L36 221V216ZM39 215V216H40ZM118 215V213L116 214V216ZM154 215V214H153ZM169 215V214H168ZM174 215V214H173ZM183 215V214H182ZM186 215V213H185ZM189 215V214H188ZM206 215V214H205ZM2 216V215H1ZM0 216V217H1ZM11 216V215H10ZM9 216V218L7 217V219L11 220V221H14L13 217L11 219V217ZM12 216H13V213H12ZM122 216V217H123ZM190 216V215H189ZM193 217V215H191ZM204 216V215H202ZM202 216L200 215V218H202ZM68 217L70 219H72V221H70V219H68ZM103 217V218H104ZM119 217V216H117ZM138 217V218H137ZM153 217V216H152ZM163 217V216H162ZM166 217V216H164ZM163 217V218H164ZM172 217V216H171ZM177 217V216H176ZM175 217V218H176ZM195 217L197 218L198 216L195 215ZM213 217V218H214ZM5 217H3V219L1 220H4L6 221V218L4 219ZM26 218V220H24ZM42 218V217H41ZM87 218H90V219H87ZM124 218V217H123ZM132 218H135V219H132ZM161 218V219H163ZM198 218V219H200ZM204 218V217H203ZM217 218V219H218ZM42 219V221L44 222V220ZM116 219V218H114ZM121 219V217H120ZM158 218H152L150 219L152 222L155 221L157 222ZM173 219V218H172ZM186 219V217H185ZM194 219V218H193ZM192 219V220H193ZM216 219V220H217ZM8 220V221H9ZM16 220V219H15ZM21 220H23L25 223L27 222L28 218L27 217H22ZM38 220V219H37ZM85 220H89V225L86 224L84 230L80 231L79 233H75L76 230H73L74 228H78L79 225H82L83 222ZM136 220V221H137ZM148 220V219H147ZM146 220V221H147ZM157 220V221H156ZM174 220V219H173ZM177 220H179L177 218ZM189 220V219H188ZM187 220V221H188ZM192 220H190L191 222L190 223H193ZM18 221V220H17ZM19 221H20V217H19ZM22 221V222H23ZM32 221V220H30ZM27 222L28 223H30ZM119 221V220H118ZM142 221V222H143ZM149 221V220H148ZM163 221V220H161ZM171 221V220H170ZM194 221V220H193ZM10 222V221H9ZM16 222V221H15ZM21 222V221H20ZM34 222V221H33ZM86 222V221H85ZM96 222V220H95ZM102 221H99L98 223L100 224L99 226H102L103 227V231H104V224L101 225ZM117 222V220H116ZM130 222V221H128ZM154 222V223H155ZM165 222V221H164ZM175 222H178V221H175ZM181 222V221H180ZM198 222V220H197ZM8 223V222H7ZM11 223V222H10ZM14 223V222H13ZM18 223V222H17ZM41 223V222H38V224ZM118 224H115L114 225H119V222H117ZM125 225L127 224L126 222H124ZM145 223V222H143ZM151 223V222H150ZM160 223V221H159ZM162 223V222H161ZM160 223V224H161ZM173 223V221H172ZM179 223V222H178ZM196 223V222H194ZM193 223V224H194ZM20 224V223H19ZM23 224V223H22ZM27 224H24V225H27ZM62 224V223H60ZM97 224V223H96ZM107 224V223H106ZM135 224V223H133ZM132 224V225H133ZM142 224V223H141ZM147 224V223H146ZM149 224V223H148ZM164 224V223H163ZM162 224V225H163ZM177 224V223H176ZM180 224V223H179ZM187 224V223H186ZM216 224V225H215ZM1 225V224H0ZM6 225H2L3 227L5 226L6 228ZM9 225V223H8ZM11 225V224H10ZM9 225V226H10ZM31 225V224H30ZM43 226V228H46L48 229L50 232L52 229L51 226L53 227V225L51 224V222L49 224H41ZM113 225V227H115ZM124 225V229L128 230L132 228L131 227H137V226H132L131 224L128 223V225H131L130 228H125L126 226ZM155 225H157L155 223ZM159 225V224H158ZM188 225H189V222H188ZM187 225V226H188ZM212 225L217 227L219 225L218 228H215V229H212ZM8 226V227H9ZM13 226V225H12ZM15 226V225H14ZM18 226V225H17ZM21 227H19L21 229V231H23L22 227L23 225H20ZM64 226V225H63ZM83 226V225H82ZM116 226V230L118 231V227ZM141 226V225H139ZM146 226V225H144ZM143 226V227H144ZM149 226H152V225H149ZM154 226V225H153ZM161 226V225H159ZM167 226V225H166ZM171 226V225H170ZM178 226V225H177ZM183 226V225H182ZM192 226V225H191ZM190 226V227H191ZM198 226V225H196ZM224 226V224H223ZM11 227V226H10ZM39 227V226H38ZM129 227V226H128ZM180 227V226H178ZM189 227V229H190ZM1 228V227H0ZM4 228V229H5ZM29 228V227H28ZM83 228V227H82ZM121 227H119L120 230H123L121 229ZM133 228V229H134ZM159 228H162V227H158V231H160ZM185 228V227H184ZM3 229V231H4ZM13 229V228H12ZM25 229H27L25 227ZM30 229V228H29ZM34 229V228H33ZM38 229V228H37ZM41 229V228H39ZM61 229V228H60ZM80 229V228H78ZM110 229V228H108ZM113 229V230H115ZM137 229V228H136ZM140 229V228H138ZM166 229V228H165ZM178 229V228H177ZM188 229V230H189ZM17 230H18V227H17ZM28 230V229H27ZM63 230V229H62ZM95 230V229H94ZM93 230V231H94ZM107 230V229H106ZM112 230V229H111ZM110 230V231H111ZM112 230V231H113ZM115 230V231H116ZM131 230H129L131 232ZM141 230L143 231V229L141 228ZM169 230V229H168ZM180 230V229H179ZM188 230H186L185 232H187ZM1 231V230H0ZM9 231V230H8ZM37 231V230H35ZM34 231V232H35ZM44 233H46L45 230H43ZM92 231V230H91ZM109 231V233H110ZM116 231V232H117ZM133 231H136V230H133ZM150 231V230H149ZM165 231V230H164ZM182 231V230H181ZM184 231V230H183ZM232 231V234L230 233ZM235 231V232H234ZM2 232V231H1ZM7 231H5L6 233ZM11 232V231H10ZM9 232V234H11ZM25 232V231H23ZM32 233V231H30ZM33 232V233H34ZM39 232L41 233V231L39 230ZM50 232H47V233H50ZM68 232V231H66ZM87 232V233H85ZM96 232V231H94ZM101 231H99L100 233ZM114 232V231H113ZM119 232V231H118ZM122 232V231H120ZM125 232V230H124ZM122 232V237L120 238V240H122V238L125 240L126 237H124L126 235V232L124 233ZM146 232V231H145ZM166 232V231H165ZM234 232V233H233ZM8 233V232H7ZM6 233V234H7ZM27 233V232H26ZM38 233V231L36 232V234ZM39 233V234H40ZM43 233V232H42ZM64 233V232H63ZM97 233V232H96ZM132 233V232H131ZM147 233V232H146ZM190 233V232H189ZM230 233V234H229ZM5 234V235H6ZM13 234V232H12ZM11 234V235H12ZM16 234V233H14ZM23 234V233H22ZM91 234V233H90ZM111 234V233H110ZM116 234V233H115ZM114 234V235H115ZM120 234V235H121ZM129 234V233H127ZM138 234V232L136 233ZM135 234V235H136ZM152 234V233H151ZM159 234V236H158ZM164 234H170V235H167V236H163ZM202 234V233H201ZM4 235V234H2ZM2 235H0L2 237ZM19 234H17L18 236ZM31 235H35V234H31ZM53 235V234H52ZM95 235V233H94ZM98 235V233H97ZM117 235V234H116ZM115 235V236H116ZM120 235L116 236V239L117 237H120ZM141 235V233H140ZM153 235V234H152ZM151 235V236H152ZM9 236V235H8ZM101 236H102V233H101ZM112 236V235H110ZM127 236V235H126ZM144 235H142L141 237H143ZM179 236H182V234H179ZM0 237V238H1ZM5 237V236H3ZM10 237V236H9ZM14 237V235H13ZM11 237V238H13ZM31 237V236H29ZM35 237V236H34ZM38 237V235L36 236ZM42 237V236H41ZM41 237H40V241L41 242H45V240H41ZM50 237V236H49ZM52 237V236H51ZM95 237V236H93ZM105 237H108V236H105ZM113 237V236H112ZM129 236H127L128 238ZM16 238V237H15ZM20 238V237H19ZM27 238H28V235H27ZM32 238V237H31ZM30 238V241H32V239ZM39 238V237H38ZM44 238V236H43ZM58 238V237H57ZM100 238V237H99ZM131 238V237H130ZM148 238V237H147ZM151 238V237H150ZM2 239V238H1ZM9 239V238H8ZM21 239V238H20ZM34 239V238H33ZM37 239V238H35ZM53 239H54V235H53ZM63 239V238H62ZM91 239V238H90ZM106 239H109V238H106ZM129 239V238H128ZM146 239V237H145ZM189 239V238H188ZM6 239L3 238V241L2 243L5 241ZM12 240V239H11ZM10 240V241H11ZM14 240V238H13ZM11 241L10 244H12L11 246V249L13 248H16L15 250H19L20 248L25 247L26 244H21L19 243V245H16V240H18V238H16L15 242L14 241ZM38 240V242L40 243V241ZM55 240L57 241L56 239V236H55ZM53 241L52 240V243L50 241H48L46 239V242L48 243V245L51 243V244H54L56 243V241ZM65 242V239H63ZM70 240V239H69ZM104 240V239H103ZM111 240L113 239H109L110 242H108V244L111 243ZM124 240H123V243L122 241H119V243L121 242L120 245H124ZM147 240V239H146ZM190 240V239H189ZM7 241V240H6ZM5 241V242H6ZM98 241V240H97ZM115 240H113L112 243H114ZM142 241V240H141ZM149 241V240H148ZM156 241V240H155ZM183 241V242H182ZM14 242V243H13ZM25 243V241H23ZM34 241H32L33 243ZM60 242V241H59ZM67 242V241H66ZM71 242V241H70ZM90 242V241H89ZM117 242H118V239H117ZM154 242V241H153ZM18 243V242H17ZM31 243V245H32ZM36 243V241H35ZM46 243V244H47ZM138 243V242H137ZM145 243V242H144ZM1 244V243H0ZM3 244H6V243H3ZM2 244V246H3ZM8 244V243H7ZM34 244V243H33ZM42 244V243H41ZM61 244V242H60ZM67 243H65L64 245H66ZM95 244H98V242H96ZM116 244V243H115ZM132 244V243H131ZM148 244V242H147ZM15 245V246H13ZM38 245V243H37ZM36 245V246H37ZM63 245V244H62ZM111 245V244H110ZM109 245V246H110ZM119 245V244H118ZM119 245V246H120ZM133 245V244H132ZM131 245V246H132ZM135 245V244H134ZM181 245V246H182ZM202 245V244H201ZM1 246V245H0ZM1 246V247H2ZM5 246V245H4ZM8 245H6L5 247H7ZM27 246V245H26ZM34 247V245H32ZM32 246H29V243H28V250H30V248ZM107 246V245H106ZM119 246H118V249H119ZM126 245L122 246L124 247L123 249H125ZM138 246V245H137ZM137 246H133L135 247V249H137ZM180 246V245H179ZM178 246V249H183V247H179ZM199 246V245H198ZM197 246V247H198ZM9 247V246H8ZM32 247V248H33ZM39 248V246H37ZM44 247V246H43ZM42 247V248H43ZM111 247V246H110ZM116 247V248H115ZM114 248L117 249V244ZM140 247V246H138ZM31 248V249H32ZM36 248V247H35ZM45 249H47V247L45 246L44 247ZM43 248V250H44ZM49 248V247H48ZM66 248V247H65ZM109 248V247H108ZM112 247V249H114ZM128 248V247H127ZM126 248V250H127ZM1 249V248H0ZM2 249H4L2 247ZM1 249V250H2ZM9 250L4 249L5 252L8 251L10 252V247L8 248ZM23 249V248H22ZM27 249V248H25ZM37 249V248H36ZM36 249H32V251H35ZM105 249V248H104ZM111 249V248H110ZM109 249V250H110ZM121 249V248H120ZM156 249V250H155ZM192 249L194 250V247H192ZM24 250V249H23ZM27 250V251H28ZM40 250V249H39ZM42 250V251H43ZM134 250V249H132ZM141 250V249H140ZM175 250V251H173ZM13 251V250H12ZM45 251V250H44ZM43 251V253H44ZM51 251L50 249L48 250V252H53ZM149 251H156L155 253L153 252H149ZM201 251V250H200ZM2 254H3V251H1ZM4 252V253H5ZM21 252V251H19ZM26 252V251H25ZM30 252V251H29ZM27 252V255L30 256L32 258L33 255H30L32 253H29ZM39 252V251H38ZM47 252V250H46ZM47 252V253H48ZM103 254H102V253ZM135 252V250H134ZM199 252V251H197ZM12 253V252H11ZM14 253V251H13ZM29 253V254H28ZM36 253V252H35ZM34 253V255H36ZM40 253V252H39ZM81 253V254H80ZM97 253H101V257H98L95 259V261H93L92 259L95 258V256L97 255ZM108 253V252H106ZM1 254V255H2ZM22 254V253H20ZM50 254V253H48ZM123 254L122 251H120L119 255ZM129 254V253H127ZM4 255V254H3ZM2 255V256H3ZM18 255V254H16ZM26 255V256H27ZM38 255V254H37ZM53 255V254H52ZM67 255H69L67 260H63L62 258L63 257H67ZM92 257H91V256ZM104 255V256H103ZM107 255V254H106ZM8 256V254H7ZM5 256V257H7ZM14 256V255H13ZM22 256V255H21ZM25 256V257H26ZM27 256V258H28ZM49 256V255H47ZM51 256V255H50ZM49 256V257H50ZM122 256V255H121ZM12 256L9 255L7 257L8 258H11ZM18 256H15V258H17ZM24 257V258H25ZM34 257V256H33ZM37 257V256H35ZM48 257V258H49ZM52 257V256H51ZM125 257V256H124ZM4 258V257H3ZM2 258V259H3ZM14 257L12 259H15ZM23 258V259H24ZM31 258L29 260H31ZM39 258L40 260H44V258H41L40 255H39ZM54 258V257H52ZM57 258V257H56ZM55 258V260H56ZM6 259V258H5ZM50 259V258H49ZM11 260V259H10ZM18 260L15 259V261ZM26 260V259H25ZM24 260V261H25ZM33 260V258H32ZM39 260V259H38ZM53 260V259H52ZM50 259V262L52 261ZM0 261H1V258H0ZM19 261V260H18ZM17 261V262H18ZM21 261V260H20ZM27 261V260H26ZM61 261V262H62ZM118 261H121L120 263ZM17 262H13L12 260V263H17ZM28 262V261H27ZM25 262V263H27ZM37 262V261H36ZM49 262V260H48ZM57 260H56V263H58ZM60 262V263H61ZM3 263V262H2ZM52 263V262H51ZM11 264V263H10ZM24 264V263H23ZM29 264V263H27ZM31 264V263H30ZM39 264V263H38ZM41 264H45L44 263H41ZM50 264V263H48ZM54 264V263H53Z\"/></svg>",
  "mask_w": 264,
  "mask_h": 264
},
{
  "label": "rangeland",
  "instance_id": "374dc122",
  "mask_svg": "<svg viewBox=\"0 0 264 264\" xmlns=\"http://www.w3.org/2000/svg\"><path fill=\"white\" fill-rule=\"evenodd\" d=\"M27 1L28 2H30V1H35V0H0V20H1V22H0V30L1 31H4V35L6 36V37H11L12 36V34H11V30L13 29V28H16V30H28L30 27L32 28V30H38L37 32H42L43 33V31L44 30H46L47 29V23H46V21H45V19H44V15H46V13L47 12H51V11H55V12H57V8H55L54 7V5H56L57 4V2L54 4L53 2H55L54 0L52 1V0H50V1H45V0H42V1H40V2H33L35 5L36 4H38V5H34L33 3H32V5H31V7L29 6L28 7V12L26 11L25 13H23V14H21V17L20 16H18V14L12 9H6V7H5V5L6 4H12V3H16V4H20V5H22V6H24V5H26L27 4ZM36 1H38V0H36ZM124 1H126V2H128L129 1V3L128 4H124ZM202 1H204V2H201L200 1V4H202V5H200L201 7H199L197 4L195 5V4H190V2H189V0L187 1H185V0H149L148 1V3H147V9H143V8H141V9H138L137 8V6L135 5V3H136V0H107V3L108 4H110L111 6H113V11L111 12V15H110V17H111V19H114V18H116V17H118V16H122L123 18L124 17H127V18H129V20H137V21H139V23L141 24V26L143 27V31H142V33L141 34H137V33H133V31H132V29H130V34H128L127 36H128V38H127V36H125V34H122V36L123 37H121V39L119 40V44H121V45H123V46H125L124 48H125V53L127 54V55H129L130 54V51H131V56H132V53H133V56L135 57V54L136 55H138V53L140 52L141 53V55L139 54L138 56H136V59L137 60H139L140 58V60H142V61H140V62H137L136 61V63H140L139 65H138V67L137 66H135V68H131L132 70H133V72H134V74L132 75V77L133 76H135L136 77V80H135V77H133L134 78V80L133 81H135V83L136 84H133V83H131L130 84V86L131 87H133V88H130V86L128 85L127 87L129 88L128 90L130 91V89L132 90V91H130V92H128V90H127V88H126V85H125V87L123 86V87H121V88H119V87H117V86H115V87H105V88H102V89H100L99 91H98V96L99 97H101V99H100V101L103 99H107L108 98V100H106V101H104L103 102V100L101 101V102H98V104H97V106L98 107H96V111L95 112H98L100 115L98 116V117H96L95 118V120H94V122H96V124H94L93 122V124L96 126H99V127H93V128H95V130H96V134H98L99 135V137L100 138H104V136H105V138H107V137H112V135H113V139H114V142L116 143V145H115V143H114V146H115V148L114 147H112V148H114V149H110V147L109 146H107V147H105V148H103V150H100V152H102L103 151V154H102V156L104 157V159L105 160H108L109 158H113L114 159V161L115 162H119V163H122V161H125L124 163H126V164H128V162H131V161H129L130 159H132V157L131 156H133V155H135V154H132L133 152L132 151H134V150H132V149H134L132 146H131V142L133 141V139L132 138H134L133 136H134V134H135V132H136V134L138 135V136H144L143 134H141V135H139L138 133H141V132H139L140 130L142 131V133L146 130V129H150V130H153V131H155V130H157L156 132H159L160 131V129L159 128H161V130L163 129L161 126H163L164 127V125H165V129H169V127H171V126H173L174 127V125L175 126H179V129H180V127H182V126H184V125H178L177 123H176V120H174V119H178L179 118V121L180 120H182V118H186V119H190L191 121H193V120H195V121H197L196 122V124H194L193 123V127L196 129V131H197V134H196V136L198 137V139H203V138H210V135H209V132L211 133V132H213L212 130H214V129H216V130H214L215 131V133L216 134H218V140H219V143L220 144H222L223 143V137H224V135H225V132H227V130H229V129H232V128H234V125L231 123V115L233 114V112H234V110H233V108L234 109H237V111H239V112H241L243 115L245 114V112L247 113V114H249L250 115V117L249 118H252L253 117V120L255 121V120H257L256 121V123H258L259 124V121H260V124L259 125H261V123L262 124H264V118L263 119H261V120H259V116H261V114L260 113H258V106H257V98L259 97L260 98V96H262L263 94H264V90H260V91H258V92H256V94H254L255 96L257 95V98L253 95V93L251 94V93H249L250 94V96H249V94H248V90H246V89H243V88H237V87H235V85L233 84V83H231V84H229L228 85V83H225V82H223L222 81V79H220V78H222L221 76H222V74L223 73H225V72H223V71H227L228 69H222L223 67L222 66H224V64H225V62H227L228 60H229V58L231 57L230 55H234L235 54V56H237L238 58H240V57H242L243 56V61H245V62H248V56L247 55H253L254 56V59L253 60H255V61H253L254 63H253V65L255 66V65H257V66H264V57H262V56H264V48L263 47H261L260 45H259V43L257 42V38H256V33L254 32L255 30L257 31V30H259L260 28H262L263 29V27H264V6H263V4H261L260 6H259V8H260V10L259 11H257V12H260L259 14H260V21H261V24H260V21L259 22H256L257 21V19L256 18H258L259 16V14L257 15V14H255V13H257L256 12V8H254L255 10L254 11H252L253 12V14L254 15H257V16H254V17H256V18H254V23L253 24H256V26L254 27L253 25H251V26H249V27H247L248 29H244L245 27H242V25L243 24H240L239 23V27L235 24V23H237L238 24V22L237 21H234V17L235 16H237V15H234V14H238L239 12H241L242 10V8L243 9H247V10H249V8H252V6L251 5H253V2H255L256 0H240V2L238 1V0H236V1H238V2H236L235 0H231V2H230V0H216L215 2H214V0H202ZM212 1H213V3H212ZM222 1V2H221ZM248 3H247V2ZM44 4H43V3ZM207 2H208V4H207ZM217 2V3H216ZM223 2H224V5H223ZM230 2V3H229ZM242 2H244V3H242ZM257 2H260V0L258 1L257 0ZM261 2L263 3V0H261ZM51 3H53V4H51ZM210 3V4H209ZM222 3V4H221ZM234 5V8L235 9H233V6H232V4ZM236 3H238V4H236ZM240 3H242L241 5L243 6V7H241L240 6ZM41 4L43 5V6H41ZM47 4V6L49 5V6H51V7H54L53 9H51V7H49L48 6V8L46 9V7L47 6H45ZM51 4V5H50ZM214 4H216V5H214ZM228 4L230 5V7L228 6ZM235 4H236V6H235ZM245 4H249V5H245ZM251 4V5H250ZM33 5L35 6V7H38V8H36V9H34L33 8ZM195 5V6H194ZM206 5V6H205ZM208 5H210V6H208ZM220 5V6H219ZM40 6V7H39ZM154 6V7H153ZM198 6V7H197ZM208 6V7H207ZM215 6V7H214ZM217 6H218V8H217ZM247 6V7H246ZM248 6H249V8H248ZM251 6V7H250ZM14 8L16 7V5H14L13 6ZM41 7H43V9L41 8ZM204 7H206V8H209V7H211L212 8V10L213 9H216V11H217V15L215 16V19L210 23L211 25L209 26V33L208 34H204V33H202L201 31H200V29H199V24L197 23V20H199L198 18L199 17H201V16H203L204 14H205V11L203 10V9H206V8H204ZM214 7V8H213ZM219 7H221V8H219ZM50 8V9H49ZM200 8V9H199ZM238 9V11H237V9ZM32 9V11L34 10V12H31L30 10ZM46 9V10H45ZM220 9V10H219ZM232 9H233V13L230 15H228L227 16V13L228 12H231L232 11ZM37 10V11H36ZM43 10V11H42ZM48 10H51V11H48ZM234 10H235V12H234ZM246 10V11H247ZM252 10V9H251ZM257 10H258V8H257ZM199 11V12H198ZM223 11H224V13H223ZM262 11V12H261ZM20 12V11H19ZM43 12V13H42ZM220 12V13H219ZM250 13H252L251 11H249ZM255 12V13H254ZM27 13H29V14H27ZM31 13H33V14H31ZM36 13V14H35ZM112 13H113V15H112ZM161 13V14H160ZM221 13H223V14H221ZM25 14V15H24ZM27 14V15H26ZM37 14H38V16L40 17H38L37 16ZM164 14V15H163ZM262 14V15H261ZM26 16V17H24V16ZM30 15H31V17H30ZM152 15V16H151ZM210 15V14H209ZM225 15V16H224ZM234 15V16H233ZM28 16H29V18H28ZM231 16L233 17V18H231ZM41 18H43L44 19V21H43V19L41 20ZM226 18H228L229 20H227ZM26 20V22H27V19H29V20H31L32 19V21H29L28 20V23H23L22 21L23 20ZM33 19H37L35 22L33 21ZM197 19V20H196ZM22 20V21H21ZM41 20V21H40ZM153 20V21H152ZM236 20V19H235ZM40 23H39V22ZM143 21V22H142ZM196 21V22H195ZM42 23H44V25L42 24ZM154 23V24H153ZM215 23V24H214ZM220 23L222 24V25H220ZM263 23V24H262ZM31 24V25H30ZM40 25V27H39V25ZM219 24V25H218ZM228 24V25H227ZM233 24V25H232ZM152 25H153V27H152ZM247 25V24H246ZM46 26V27H45ZM148 26V27H147ZM155 26V27H154ZM218 26V27H217ZM232 28H231V27ZM236 26V27H235ZM258 26V28H256ZM34 27V28H33ZM39 27V28H38ZM159 27V28H158ZM255 29H253V28ZM44 28V29H43ZM239 28V29H238ZM145 29H147V30H145ZM243 29V30H242ZM253 29V30H252ZM121 31V28H119V26H118V28H116V26H115V28H114V33H119ZM144 31H145V33H144ZM45 32V31H44ZM212 32V33H211ZM253 34H252V33ZM38 34V33H37ZM44 34V33H43ZM212 34V35H211ZM40 35V34H39ZM213 35H215V36H213ZM136 37V38H135ZM183 37V38H182ZM234 41V42H233ZM231 42V43H230ZM16 43V44H15ZM14 44H13V47L12 48H10L11 50V54H16L17 56L18 55H20L21 57H26L27 59H30L29 61H31V60H33V61H31L30 62V64L32 65V66H41V67H43L44 65L46 66V65H51V66H54L55 68H56V72L54 73V74H56V76L57 77H59L58 79H60L63 75H62V68H61V66L63 67V65H62V63H63V56H61V54L59 53V52H55V51H53V49H52V47H51V45L49 46V47H45V45L44 46H41V48H40V50H38L37 48H35V46H34V50H30V49H33V48H30V49H26L25 47H23L21 44H19L18 42H15ZM134 43V44H133ZM139 45V46H137V44ZM129 46H128V45ZM223 45V46H222ZM241 45H243V46H241ZM5 46V45H4ZM4 46H0V50H5L6 49V47H4ZM132 46V47H131ZM136 48H135V47ZM198 46V47H197ZM4 48V49H3ZM22 48H24V49H22ZM128 48V49H127ZM132 48V50H130V49ZM135 48V49H134ZM141 48V49H140ZM206 48V49H205ZM221 48V49H220ZM231 48H233V50H231ZM255 48V49H254ZM127 49V50H126ZM137 49H139V50H137ZM218 49V50H217ZM245 49V50H244ZM19 50H21V51H19ZM230 50V51H229ZM240 50V51H239ZM247 50V51H246ZM17 51H18V53H20V54H18L17 53ZM29 51H31V52H29ZM39 53H38V52ZM42 51H43V53H42ZM133 51V52H132ZM135 51V52H134ZM204 51V52H203ZM33 52V53H32ZM35 52V53H34ZM48 53L47 55H46V53ZM50 52V53H49ZM127 52H129V53H127ZM235 52V53H234ZM245 52V53H244ZM263 52V53H262ZM53 55H52V54ZM219 53H221V54H219ZM29 54H32V55H29ZM33 54L35 55L36 54V56H34L33 57ZM40 54H41V56H40ZM51 56H53V57H49L50 55ZM219 54V55H218ZM240 54V55H239ZM243 54V55H242ZM245 54V55H244ZM256 54V55H255ZM28 55L30 56L29 58H28ZM42 55H44V56H47V57H44V56H42ZM242 55V56H241ZM261 55V56H260ZM32 56V57H31ZM177 56V57H176ZM38 57V59H36ZM248 57V58H247ZM51 58V59H50ZM54 58H55V60H54ZM59 59V60H58ZM248 59V60H247ZM252 60V59H251ZM46 61H50V63L48 62V63H46ZM53 61V62H52ZM59 61V62H58ZM33 62V63H32ZM258 62V63H257ZM211 65V66H210ZM142 66V67H141ZM262 66V67H263ZM1 67V66H0ZM47 67V66H46ZM141 67V69L140 70H138L139 72H142V74H139V72L137 71V69L138 68H140ZM183 67V68H182ZM214 67V68H213ZM229 67H231V66H229ZM3 68V67H2ZM9 68H11V69H9ZM36 68V67H35ZM48 68V67H47ZM137 68V69H136ZM211 68V69H210ZM9 70L11 73H8L7 71H5V70ZM33 69V68H32ZM38 69H40L41 70V72H36V74H39V78H41V79H43L44 81L45 80H48V79H50V78H52V76L53 77H55V75L53 74H51V71L49 70V69H45V68H38ZM134 69L136 70V73H135V71H134ZM143 69V70H142ZM208 69H210V71L208 70ZM222 69V73H220V70ZM5 70H1V68H0V71H1V73H0V75H2V74H4V75H2V76H5V74H7V75H13V73L15 72V73H18V74H20V76H14L13 78H15V80H18V79H22V78H26L27 77V74H25V70H23V69H21V68H16V69H13L12 67H7ZM37 70V69H36ZM142 70V71H141ZM215 70V71H214ZM43 71V72H42ZM214 71V72H213ZM217 72H219V73H217ZM59 73V74H58ZM206 73V74H205ZM59 76H58V75ZM207 74H208V76H207ZM214 74V75H213ZM62 75V76H61ZM215 75H217V76H215ZM218 75H220V76H218ZM143 76V77H142ZM57 77H55V78H57ZM144 77H146V78H144ZM205 77V78H204ZM215 77H220V78H216L215 79ZM12 78V79H13ZM141 78H143V79H141ZM142 80V81H140V80ZM151 79H152V81H151ZM170 79H171V81H170ZM221 80V82H220V80ZM14 80V79H13ZM145 80L148 82V83H146L145 82ZM173 80V81H172ZM178 80V81H177ZM215 80H217V81H215ZM143 81H144V83H143ZM152 82V83H150V82ZM168 81V82H167ZM140 82H142V83H140ZM217 82H219V83H217ZM223 82V83H222ZM141 85H140V84ZM151 85H150V84ZM155 85H154V84ZM166 83V84H165ZM216 85H215V84ZM137 84H139V85H137ZM146 84H148L147 85V87H145L146 86ZM153 84V85H152ZM223 86H222V85ZM233 84V85H232ZM145 85V86H144ZM151 87H153L152 89H150V86ZM168 85H170V86H168ZM171 85H172V87H171ZM213 85V86H212ZM143 86V87H142ZM148 86H149V88H148ZM161 86V87H160ZM214 86L215 87H217L216 89L214 88ZM219 86V87H218ZM221 86V87H220ZM230 87V89L232 88V91L228 88V87ZM232 86H234V88L237 90H235ZM58 87V88H57ZM140 87V88H139ZM163 87H166V89L164 90L163 89ZM171 87V88H170ZM212 87V88H211ZM55 88H57L56 90H55ZM59 88H61L60 90H59ZM202 88V89H201ZM218 88H220V89H218ZM226 88V89H225ZM63 89V90H62ZM109 89H111V90H109ZM115 89H116V91L117 92H115ZM135 89V90H134ZM141 89V90H140ZM143 89V90H142ZM148 89V90H147ZM160 89H161V91H160ZM201 89V90H200ZM205 89H207V90H205ZM243 89V90H242ZM53 90V91H52ZM151 90V91H150ZM169 91V92H167V91ZM171 90H172V92L173 93H171ZM220 90H222V91H220ZM239 90V91H238ZM58 91V92H57ZM62 91H63V93H62ZM121 91H123V93L121 92ZM126 91V92H125ZM157 91V92H156ZM164 91V92H163ZM202 91V92H201ZM231 91V92H230ZM261 91H263V93H262V95H261ZM62 94H61V93ZM104 92L105 93H109V92H111V93H109L110 95H107V96H105L104 97ZM117 94V95H119V94H121L122 95V97L120 96H117L115 93ZM125 92V93H124ZM247 92V93H246ZM51 93H60L59 95V97H61V98H59L58 96H56V94H54L55 95V97L56 98H58L59 100H57L56 101V99H54L55 97L53 96V98H52V101L50 102V103H48V104H52L53 106H52V108H45V111H47L48 113V115H49V117H53L54 119H56L55 121H56V123L58 124L60 121H61V119L63 118V117H65V116H67L66 115V113H69V111L70 112H72V113H74L76 110H77V107L79 106H77V105H75V104H73L72 102H70L71 101V99L68 97V95L66 96L65 94H67V88H66V85L65 84H61L60 83V85L58 86V84H55V85H53V87H52V89H51ZM113 93L115 94V96H111V95H113ZM160 93H164V95L163 96H161L160 95ZM169 93H171V95L169 94ZM259 93V94H258ZM2 94L3 93H1L0 95V102H2L3 100H4V97L2 96ZM125 94H126V96H125ZM128 94V95H127ZM166 94V95H165ZM176 96V97H174V95ZM178 94V95H177ZM240 94V95H239ZM248 94V95H247ZM61 95H64L65 97L62 99V97L63 96H61ZM242 95H245L244 97L242 96ZM251 95H253V96H251ZM116 96H117V98H119L118 100H117V98H116ZM128 96V97H127ZM172 96V97H171ZM242 96V97H241ZM246 96H249L248 98L246 97ZM110 97H115L114 99H111ZM167 99H166V98ZM171 99H169V98ZM251 97H253L254 99H255V101H254V99H252ZM263 97V96H262ZM217 98V99H216ZM243 98V99H242ZM121 99V100H120ZM220 99V100H219ZM246 99V100H245ZM250 99V100H249ZM263 99V98H262ZM55 100V101H54ZM166 100V101H165ZM169 100V101H168ZM175 100V101H174ZM243 100H244V102H243ZM173 102V103H172ZM176 102V103H175ZM238 102H239V104H238ZM165 103H167L168 104V106L170 105V108L167 106V104H165ZM170 103V104H169ZM183 106H181L180 104ZM233 103V105H231V104ZM241 103H242V105H241ZM8 104H10V105H8ZM12 104V105H11ZM13 104L14 103H6L4 106H3V114L5 113V112H8V111H11L13 108H15V107H12L13 106ZM64 104V105H63ZM73 104V105H72ZM174 104V105H173ZM243 104H244V106H243ZM68 105V106H67ZM181 106L180 108L179 107H177V106ZM190 107H189V106ZM194 105V106H193ZM239 105H241V106H239ZM5 106H6V108H5ZM33 106V109H31V110H34L35 112L37 111L36 109H34V106H36V104L35 105H32ZM77 106V107H76ZM175 106V107H174ZM187 108H186V107ZM192 106H193V108H192ZM230 106H231V108H230ZM241 107V108H239V107ZM247 106H248V109H247ZM249 106H251V107H249ZM253 106V107H252ZM256 106V107H255ZM16 107H17V105H16ZM21 107V106H20ZM67 107V108H66ZM74 107V108H73ZM166 107V108H165ZM168 107V108H167ZM176 107H177V110H181V112H179V111H177V110H174V108L176 109ZM237 107V108H236ZM244 109H243V108ZM69 108H73V109H69ZM76 108V109H75ZM190 108H191V110H190ZM239 108V109H238ZM260 108V107H259ZM26 109H28V107H26ZM80 109V108H79ZM167 109V110H166ZM169 109V110H168ZM243 109V110H242ZM67 110H68V112H67ZM190 110V111H189ZM249 110H251L250 111V113L248 112ZM257 110V111H256ZM2 111H1V114H2ZM100 111H101V113H100ZM162 111V112H161ZM174 111V112H173ZM176 111V112H175ZM79 112V113H78ZM31 113V114H30ZM29 114V116H32V114L34 113V112H30ZM41 113V112H40ZM76 114H74V115H78V114H83L82 113V111H78L77 110V112H75ZM172 113H174V114H172ZM15 114H18V112H15ZM44 114V113H43ZM57 114V116H55ZM61 114H63V115H61ZM65 114V115H64ZM175 114H179L180 115V117H176L175 116ZM61 115V116H60ZM242 115V116H243ZM252 115V116H251ZM258 115V116H257ZM2 116V115H1ZM0 116V119L2 118L3 120H0V129H2V130H0V132L2 133V132H4V133H0V141L4 138V139H10L11 138V141L14 143V144H10V143H8V141L7 142H5L4 144H2V145H0V146H3V147H0V150L2 149V151L3 152H1L0 151V160H2L1 162H0V171L2 170V168H3V166H11L12 164H15V162L17 163L18 162V165H20L19 163H21V162H23V163H30V164H35V165H37V166H41V167H45V168H47V167H50V168H53V166H52V164L54 165V164H56V165H54V168H53V172H55V174H60V176H62V173H64V172H66L65 170H67V172L68 171H70V172H66V175H72L73 173H72V165H71V160L70 159H68L67 158V156L65 155V154H62V155H59V156H57L56 157V160L54 161V163H53V161L52 162H44V160H39V159H37V157L36 156H32L31 158L32 159H26L25 158V156H27V154L29 155L30 154V152H29V150L27 149V148H29V147H32V144H33V142L34 141H36L35 140V138H33V136L31 135V136H29L28 135V133H29V131H30V129H29V124H26V121H25V123L24 122H20L19 121V118L17 117L16 118V120H12V121H9V120H7L8 119V117L6 116V115H4L3 117H1ZM16 116V115H15ZM83 116H84V114H83ZM195 116V117H194ZM226 116V117H225ZM242 116H238L239 118L238 119H241L242 118ZM56 117V118H55ZM62 117V118H61ZM115 117V118H114ZM230 119H229V118ZM53 118H51V119H53ZM114 118V120H112V119ZM258 118V119H257ZM31 119V120H30ZM30 121H33V119L30 117ZM57 119H58V121H57ZM28 120V119H27ZM60 120V121H59ZM173 120L175 121L174 123H173ZM243 120L245 121V119H244V117H243ZM242 120V121H243ZM112 121V122H111ZM141 121V122H140ZM110 122H111V124H110ZM116 124H115V123ZM139 122V123H138ZM163 122V123H162ZM240 123H241V121H239ZM23 123H24V126H23ZM28 123V122H27ZM33 122H31V124H32ZM146 123V124H145ZM164 124V125H161V124ZM167 123H169V124H171V125H169V124H167ZM3 124H4V130H3V128H1V125L3 126ZM111 125V127H113V128H110V125ZM141 124V125H140ZM159 126H157V125ZM160 124V125H159ZM168 126H167V125ZM232 126H231V125ZM26 125V126H25ZM28 125V126H27ZM60 125V124H59ZM107 125V126H106ZM112 125H114V126H116V127H114V126H112ZM122 125V126H121ZM136 125V126H135ZM146 125V126H145ZM6 126H8V127H6ZM104 126H106V127H104ZM124 126V127H123ZM145 126V127H144ZM103 127V128H102ZM122 127H123V129H122ZM129 127H131L130 129H132V130H130L129 129ZM141 127V128H140ZM148 127V128H147ZM168 127V128H167ZM8 128V129H7ZM24 128V129H23ZM25 128H27L26 130H25ZM65 128H67V133L70 135V137H71V139H75L76 138V135H73L72 136V133H74V131L71 129V128H69V127H65ZM97 128V129H96ZM99 128V129H98ZM102 128V129H101ZM107 129L108 128V130L110 131V136H107L105 133V135L103 136V134L101 133V132H106L107 130H104V129ZM121 128V129H120ZM125 128V129H124ZM134 128V129H133ZM144 128V129H143ZM156 128H158V129H156ZM172 128V127H171ZM213 128V129H212ZM229 128V129H228ZM10 129V130H9ZM18 129H20V131L18 130ZM25 130V131H23V130ZM126 129H127V132H123V131H126ZM6 130V131H5ZM18 130V131H17ZM29 130V131H28ZM70 130H71V133H70ZM104 130V131H103ZM116 130V131H115ZM128 130H130V131H128ZM144 130V131H143ZM149 130V131H150ZM181 130V129H180ZM258 130V128L257 127H255V128H253L251 131H249V133L247 132V133H245V131H246V129H244V130H242V134L244 133V135L246 134L247 136H245V138H247L248 139V137L251 135V134H253V135H255ZM22 131V132H21ZM69 131V132H68ZM73 131V132H72ZM112 131V132H111ZM138 131V132H137ZM6 132V133H5ZM14 132V133H13ZM21 132V133H20ZM23 132H24V134H23ZM26 132V133H25ZM28 132V133H27ZM115 132L117 133V134H119V132H120V134H122V135H118V136H115ZM134 132V133H133ZM9 133V134H8ZM16 133V134H15ZM17 133H19L20 135L21 134H23L24 136H19V134H17ZM145 133V132H144ZM168 133V132H167ZM167 133H164L165 134V137L166 136H168L167 135ZM28 135V137H27V135ZM102 134V135H101ZM116 134V135H117ZM125 134H127V136L125 135ZM201 134V135H200ZM1 135H3V136H1ZM15 135H18V136H15ZM124 135H125V137H124ZM133 135V136H132ZM103 136V137H102ZM115 136V137H114ZM136 136V135H135ZM200 136V137H199ZM202 136V137H201ZM241 136V135H240ZM1 137H3L2 139H1ZM16 137H19V138H16ZM22 137H25V138H23L24 139V142H20L21 140H23V139H21V140H19L20 138H22ZM69 137V138H70ZM129 137H130V139L131 140H129ZM242 137V136H241ZM240 137V138H241ZM14 138H15V141H18V142H15V141H13L14 140ZM32 138V140H30V139ZM118 138V139H117ZM3 139V140H4ZM13 139V140H12ZM18 139V140H17ZM28 139L30 140V141H28ZM34 139V140H33ZM211 139V138H210ZM244 139V137H242L240 140L242 141ZM76 140V139H75ZM75 140H70L69 139V142H72V141H75ZM29 143H28V142ZM33 141V142H32ZM101 141V140H100ZM117 141H118V144H117ZM212 141V140H211ZM213 141L215 142V140L213 139ZM129 142V143H128ZM222 142V143H221ZM15 143H16V145H15ZM25 143H26V145L28 146L27 148L25 147L26 145H25ZM189 141H188V144L185 142V144H187V145H189ZM103 144H105V143H103ZM132 144H133V142H132ZM185 144H184V146H185ZM19 145H20V147H19ZM22 145V146H21ZM24 145V146H23ZM91 145H92V143H91ZM191 145V144H190ZM16 146V147H15ZM118 146H121V148L120 147H118ZM126 146V147H125ZM182 147H183V142H182V145H181ZM227 146V147H226ZM6 147H7V149H6ZM22 147V148H21ZM125 147V149H123ZM132 147V148H131ZM193 147V145H191V146H188V148H189V154L192 156V151H191V149L192 150H196L195 148H192ZM12 148V149H11ZM14 148V149H13ZM25 149L26 148V150L24 151V150H22V149ZM117 148V149H116ZM126 148L128 149V148H130L129 150H126ZM216 148V149H215ZM222 150H221V149ZM240 148H242V147H240ZM7 151H6V150ZM17 149H19V150H17ZM105 149H107V150H105ZM120 149H121V151H120ZM214 154H216V155H218L219 157H220V159H222L223 161V163L221 164L222 166H223V164H225V165H227V167H228V165L230 166V165H233V163H234V167H236L237 169H239L241 172H243L244 170V172L245 173H247L248 174V171H247V166L248 165H245L246 164V162L247 161H245V160H248L249 158H250V156L248 155V154H246V150H245V146H243V148L242 149H238V148H236L235 147V145H230V144H228V145H225V147H224V144L223 145H220V146H218L217 144L214 146ZM9 150V151H8ZM10 150H11V154L10 153H7V152H10ZM105 150V151H104ZM111 150V151H110ZM223 150L225 151L224 153L225 154H223L222 152H223ZM6 151V154H8V155H6L4 152ZM18 151V154L16 153ZM114 151H116V153H114ZM118 151V152H117ZM124 151H126V152H124ZM131 153L130 155H128L129 154V152ZM14 152V153H13ZM22 152V153H21ZM108 152H111V153H108ZM120 152V153H119ZM16 153V154H15ZM20 153H21V157H20ZM23 153L25 154V156L23 155ZM108 153V154H107ZM124 153H127V154H124ZM154 152L152 151V153H151V155L150 156H146V158L145 157H143V161H146V162H148L150 165L148 166V163H146L147 164V167H149L150 169L151 168H153L154 169V167H157V166H159V162L161 163V164H163L164 162H166V161H164L163 160V158L162 157H159V156H156L155 155V153L153 154ZM15 154V155H14ZM116 154V156H114V155ZM118 154V155H117ZM119 154H120V156H119ZM13 155V156H12ZM23 155V156H22ZM113 155V156H112ZM126 155V156H125ZM3 156V157H2ZM5 156V157H4ZM128 156V157H127ZM156 156V157H155ZM178 156H179V154H178ZM15 157V158H14ZM62 157H64V158H62ZM66 157V158H65ZM158 157V158H157ZM184 157V155L183 156H180V157H178L179 159V161H177V160H175V161H172L171 163L168 161V162H166V163H168V164H166V166L164 167L165 169L163 170V172H161L160 174H158L159 173V171H158V173L156 174L155 173V179H153L152 178V180H149L148 182H146L145 180H142V179H140L139 177L138 178H133V179H130V182H128L127 180H125V182H124V179L123 180H115V179H113V178H111V177H108L106 180H105V183H106V186H103V188H104V190L103 191H101V192H98V193H93V194H90L87 198H85L86 200H92L93 201V199H94V204H95V206H98V208L100 207V206H102V208H104L105 206H103L104 205V202L105 201H107V200H109L108 199V197L110 196H112V195H114V194H116V196L117 197H120L121 195L123 196V197H120V199L119 198H117L115 195L113 196V198H111V200H113L115 197V200L117 199V201H118V203H119V200L121 201L122 199L121 198H123L124 199V201H126L127 200V198H129L130 197V195L132 196V194L133 193H135L136 195H138V196H136V197H134V195L132 196V198L130 197L129 199L132 201V203L133 202H136L135 201V199H133V198H136V200L138 201V203L139 202H141L142 203V207L144 206V205H146L148 202H153V198H154V195H155V192L157 193V191L159 192V194H168V197L170 198V200L169 199H167L166 200V198L165 199H163V197H162V199L161 198H159V200H158V198L157 199H155V201L154 202H158L157 204H159L160 205V203L159 202H163V200H165L164 202L165 203H167V204H161L162 205V207H165V208H162V207H160L159 205L157 206V204L156 205H154V203H151V205H153V206H155V210H156V208L157 207H159L158 209L160 210V212H159V210H154V215L153 214H151L150 216H151V218L150 219H152L153 217L156 219V218H158V219H160V220H156L157 222H155V221H151L149 218H147L145 221H143V219H139L140 220V222L137 220V219H135V218H132V219H135V221L134 220H130V218H128V217H126V215L128 216V213H126V214H124L125 216H123L122 214H121V216L119 215L120 214V212H119V209H114V206H112L113 208V211L115 212H117L118 213V215L117 216H119V217H117L116 216V214L115 213H111V215H109V217H110V219H108V220H114V222L113 221H111L110 222V224L108 223V222H105L104 221V223H103V220H105L106 218H108V217H104V216H101V217H98V216H96L95 214V216L93 217L92 216V214L90 215V218L92 219V221L90 222V223H92L93 221H94V223H95V225L97 226L96 228H94V229H91L90 231L88 230L87 232H89L88 234H86V236H88L87 237V239H86V241H83L84 243L85 242H88V244H90V245H92V246H94V248L96 247V245H97V247H102V249L103 250H100V251H102L103 253H104V255H105V257L106 256H108V257H110V255H111V257L112 258H114L115 259V257L117 256V257H120V258H122V263H126L125 261L128 259V257L131 255V254H137L139 251H142V248L143 247H141L143 244L145 245H143L144 246V248L146 247V246H150V245H152V244H155L159 239H154V238H158V237H154V233H156V232H161V233H167V232H171V234H172V231L175 233V235H174V237H177L176 239H177V244H178V246L179 247H183V249H178V246H175V247H177V250L178 251H182V250H184V246L182 245V244H180L181 242H179L180 240H186V242H185V244H187V249H185L184 251L186 252L187 251V255L189 254V255H199V254H201V252H204L205 250H204V247H205V245H204V243H205V239H206V237H207V234L209 233V231L208 230H204L205 229V225H207L208 226V221H212V219H214L212 222H215L216 221V223H217V221L219 220V221H221L222 220V225H220V227L222 226V227H228V225L226 226L225 224L226 223H233L234 224V222L235 221H233L232 222V220H230L231 222H226L225 221V219H222V218H218L217 216H216V218L212 215V217L210 216V215H208L205 211L203 212V210L205 209V207L203 206V202L205 201L204 199L205 198H208L207 196H209L210 198H211V193H210V191L211 192H213L212 191V189L210 190V188H209V190H206L208 187H207V185H205L206 184V182L204 181V177H203V175H202V173H200V172H202V171H200V170H198L197 171V169H194V171L195 172H188V170H186V164H188L189 163V160H187L186 162H184L185 161V159L183 158ZM8 158H12L13 159V161L11 160H9ZM35 158V159H34ZM57 158L59 159L60 158V160H57ZM121 158H124V159H121ZM137 158H139V157H137ZM137 158H134V159H137ZM183 158L184 159V161L182 162L181 161V159ZM7 159H8V161H7ZM22 160V161H20L19 162V160ZM24 159V160H23ZM182 159V160H183ZM245 159V160H244ZM16 160V161H15ZM128 160V161H127ZM133 160V159H132ZM152 160V161H151ZM154 160V161H153ZM244 160V161H243ZM134 161V160H133ZM156 161H159L158 162V164H157V162ZM234 161V162H233ZM238 161V162H237ZM10 162H12V163H10ZM14 162V163H13ZM38 162V163H37ZM42 164H41V163ZM44 162V163H43ZM56 162V163H55ZM63 164H62V163ZM151 162V163H150ZM154 164H153V163ZM163 162V163H162ZM188 162V163H187ZM226 162V163H225ZM237 162V163H236ZM245 164H244V163ZM7 163V164H6ZM8 163H10V164H8ZM50 165L51 163V165L49 166L48 164ZM57 163H59V165L57 164ZM64 163H65V165H64ZM178 163V164H177ZM180 163V164H179ZM239 163H241V164H239ZM248 163V162H247ZM6 164V165H5ZM46 166H45V165ZM60 164H62V165H60ZM66 164H67V166H66ZM170 164V165H169ZM236 164V165H235ZM239 164V166H237ZM16 165V164H15ZM15 165H12V166H15ZM123 165V164H122ZM152 165H154V167L152 166ZM156 165V166H155ZM167 165H169V166H167ZM173 167H172V166ZM17 166V165H16ZM61 166V167H60ZM64 166V170L62 169V167ZM66 166V167H65ZM101 166H103V162H99V161H97V164L95 163V165H94V167H96V171H98L100 168H102ZM246 166V167H245ZM44 167L43 168H41V169H44ZM57 169H56V168ZM67 167H69V168H67ZM167 167V168H166ZM169 167V168H168ZM178 169H177V168ZM181 167H185L184 169L187 171V173H186V171H184L183 170V168H181ZM190 167V166H189ZM59 168H61V169H59ZM175 168V169H174ZM71 169V170H70ZM153 169H151L152 171H153ZM199 169V168H198ZM243 169V170H242ZM115 169H114V167H111V166H107V170H106V172L108 173L109 171L110 172H113ZM169 170H171V171H175V172H173V173H175V174H173L172 172V174H170V171ZM61 171H63L62 173H61ZM169 171V173L167 174V172ZM182 171V172H181ZM197 171V172H196ZM59 172V173H58ZM166 172V174H163V173H165ZM183 172L185 173V174H187L186 176L184 175V176H182L183 175ZM37 173V172H36ZM32 173V174H29V173H27V174H29V176H30V179H29V176H27V181H29V180H31V181H29V182H27L26 180L22 183V184H16L15 185V183L13 184V183H11V181L10 180H8V179H6L5 177H1L0 176V209H2V212L0 211V230L2 231H0V235H2V234H4V235H2V239L0 238V245L2 246V244L3 243H6V244H3V248L4 249H6L7 248V250H9L8 248L10 247V252L8 251V253H7V251L5 252V250L4 249H2V247L0 246V248L2 249H0V258H1V261H0V264H27V263H31V264H41V263H44L45 262V264H48V263H50V264H64L63 263V261L60 259V261L58 262V256H55V255H57V253H55L53 250V248H55V247H61L64 251H65V249H66V251H68V250H70L69 248L70 247H68V245L69 246H71L72 245V239H71V237H70V235H76V234H73V233H71V234H68L69 233V231H70V229H68V226H67V224L66 223H64L63 222V220H60L61 222L60 223H62V224H58V223H56V226L53 224V222H52V218L50 219L49 218V220H51V221H49V222H47L48 220H44L43 218V216L42 215H40V213L39 212H34L33 213V211H32V209L33 210H35V207H37L36 208V210L35 211H43V208L41 209V207H43L44 206V208L46 207V208H48L49 207V205L52 207V209L55 211H53V213H55V215H58V216H61V215H64V214H67V212L69 211V210H71L72 209V207H69L68 206V204H67V200H68V198H66L65 197V195H70V194H72L71 192L73 191V189H70V188H73V186L75 185V183H73V186H71L72 185V182H65L66 183V185L67 184H69V185H67V186H65V184H64V180L63 181H61V183L59 184V183H57V181L56 182H53V184L52 183H50L49 181H46V180H41V179H39V173ZM194 174V175H191V174ZM1 174V173H0ZM177 174V175H176ZM182 174V175H181ZM198 174H201V176L200 175H198ZM8 175V174H7ZM170 175V177H168L169 179H166L167 178V176H169ZM175 175V176H174ZM178 175H181V176H178ZM190 175H191V178H190ZM9 176H15L14 174L13 175H10L9 174ZM176 176L178 177V178H176ZM163 177H165L164 179H162ZM175 178V180H174V178ZM198 177H199V179H198ZM3 178V179H2ZM4 178H5V180H4ZM160 178V179H159ZM183 178V179H182ZM186 178V179H185ZM188 178V179H187ZM197 178V179H196ZM201 178V179H200ZM29 179V180H28ZM191 180V182H195V184L196 185H192V184H190V180ZM8 180V181H7ZM32 180L33 181H35L34 183H30V182H32ZM136 180V181H135ZM158 182H157V181ZM165 180H166V183H165ZM168 180V181H167ZM172 180L175 182V183H170V184H173L172 186L168 183V182H172ZM115 182L116 184H114V183H112V182ZM137 181H139V182H137ZM153 182L154 184H152V183H150V182ZM156 181V182H155ZM160 181H162V182H160ZM189 181V182H188ZM9 182H10V184L11 185H13V186H11L10 184H9ZM101 181L100 180H95V184H94V186L95 185H97L98 186V183H100ZM119 182V183H118ZM123 182V183H122ZM164 182V183H163ZM185 184H184V183ZM197 182V183H196ZM201 184H199V183ZM30 183V184H29ZM45 185H44V184ZM48 183V184H47ZM121 183V184H120ZM134 183V184H133ZM137 183V184H136ZM139 183V184H138ZM157 183H158V186H156L157 185ZM202 183H203V185H202ZM28 184V185H27ZM32 184H34V185H32ZM41 184V185H40ZM62 184H64V185H62ZM119 186H118V185ZM123 184H125V185H127V187L125 186V185H123ZM143 186H142V185ZM144 184H146V185H144ZM147 184H148V186H150V185H155L156 187V189L154 188V186H151V187H153V188H151V187H149L148 188V186H147ZM163 185V184H165V186L168 184V186L170 185V187H174L175 188V190L173 191V189L172 190H170V188L169 189H166V188H162L163 186H161V185ZM176 184V185H175ZM178 184V185H177ZM190 184L191 186H188V185ZM39 185V186H38ZM49 185H51L50 187H49ZM57 185H59V186H57ZM112 185V186H111ZM160 185V186H159ZM185 185H187V186H185ZM9 186H11V187H9ZM34 186V187H33ZM36 186V187H35ZM60 186H61V188H60ZM64 186V187H63ZM70 188H69V187ZM115 186H117V188L115 187ZM136 186V187H135ZM145 186V187H144ZM184 187V188H190V190H188L189 192H191V190H192V194H190L189 195V192L187 191H185V189L184 188H181V187ZM200 186H206L205 188H202V187H200ZM212 186H214L215 188H218L219 187V185H216V184H214V185H212ZM16 189H19V190H17V191H14V190H16ZM27 187V188H26ZM54 187V188H53ZM57 187H59V188H57ZM67 187V188H66ZM119 187V188H118ZM122 187H124V188H122ZM133 187V188H132ZM141 187V188H140ZM146 187H147V189H146ZM163 190H166V192L165 193H163L162 192V190L160 189V188ZM37 188H39V189H41L44 193L43 194H41V195H43V197H37V196H34V192L36 191V189ZM45 189V190H43V189ZM127 189V191L129 192V190H130V192H129V194L127 193V191H123V190H126ZM132 190H131V189ZM134 188L137 190V188H140V189H142L141 191H140V189H138L137 191L136 190H134ZM150 188L152 189V190H150ZM188 188V189H189ZM195 188V189H194ZM11 189H13V190H11ZM22 189V190H21ZM27 189V190H26ZM66 189V190H65ZM121 189V190H120ZM182 189V190H181ZM184 189V190H183ZM194 189V190H193ZM197 189V190H196ZM21 190V191H20ZM33 190V191H32ZM62 190V191H61ZM65 190V191H64ZM67 190H69V191H67ZM71 190V191H70ZM115 190H118V192L121 194H119L118 192H116ZM155 190V192L154 193H150V191H154ZM160 190H161V192H160ZM173 191L172 193H170L169 191ZM187 190V189H186ZM218 190H220V188H218ZM7 193H6V192ZM11 191V192H10ZM51 193H50V192ZM143 191V192H142ZM146 193H145V192ZM183 191H185V193L183 194ZM197 191H199L198 192V194L200 193V192H202L201 194H200V196L199 195H196L197 194ZM223 193H225V192H227L226 190H221ZM5 192V193H4ZM17 193V194H15V193ZM46 192V193H45ZM47 192H49L51 195H53L52 193L53 192H56V196L57 197H55V195H53V196H51L49 193H47ZM104 192V193H103ZM116 192V193H115ZM137 192H139V193H137ZM141 192V193H140ZM210 194H209V193ZM2 193H4L3 195H2ZM11 193V194H10ZM22 193V194H21ZM117 193L120 195V196H118L117 195ZM123 193V194H122ZM148 193H150V194H148ZM175 193V194H174ZM195 195H194V194ZM13 195V196H10V195ZM15 194V195H14ZM33 194V195H32ZM48 194V195H47ZM61 196V198L59 197V195ZM144 196H143V195ZM148 194V195H147ZM173 194V195H172ZM204 194V195H203ZM21 195V196H20ZM24 195H26V196H24ZM97 195V196H96ZM127 195L129 196V197H127ZM165 195V196H166ZM185 195H188L189 196V199L188 198H186L187 196H185ZM191 195H193V196H196V197H191ZM206 195V196H205ZM234 195H235V197H237V194L236 193H234ZM16 196H18V198L16 197ZM23 196V197H22ZM50 196V197H49ZM102 196V197H101ZM145 196H147V197H145ZM199 196V197H198ZM25 197V198H24ZM33 197H35V198H33ZM37 197V198H36ZM53 197H55V199L53 198ZM99 197V198H98ZM137 197H139V198H137ZM141 197H142V199H144L145 200V198H146V200L148 199V198H150L149 200H147L148 202H142L143 200L141 199ZM172 197V198H171ZM174 197V198H173ZM212 197H213V195H212ZM57 198V199H56ZM102 198V199H101ZM152 198V199H151ZM186 198V199H185ZM190 198H193L194 200H195V202H190V201H194L193 199H190ZM198 198V199H197ZM202 198V200H200ZM23 199V200H22ZM27 199V200H26ZM35 200L33 203H35V202H37V204H33L30 200ZM48 199V200H47ZM98 199V200H97ZM126 199V200H125ZM133 199V200H132ZM138 199H140V200H142V201H140V200H138ZM237 199H238V197H237ZM241 199V198H240ZM239 199V200H240ZM10 200V201H9ZM17 200V201H16ZM40 200L43 202H40ZM52 200V201H51ZM90 200V201H91ZM99 201V202H96V201ZM102 202H101V201ZM104 200V201H103ZM145 200V201H146ZM156 200H158V201H156ZM181 200V201H180ZM188 200V201H187ZM190 200V201H189ZM204 200V201H203ZM211 200V199H210ZM1 201H2V203H1ZM25 201H27V202H24ZM29 201V202H28ZM58 201V202H57ZM123 201V200H122ZM168 201H170L171 202V204H170V202H168ZM180 201V204L178 203ZM197 201L198 202H202V204L201 203H197ZM207 201V200H206ZM212 201V200H211ZM20 202V203H19ZM111 202V201H110ZM127 203H128V201H126ZM125 202V203H126ZM175 202H176V204H175ZM187 205H185L184 203ZM241 204H240V207L241 208H244V206L246 205V202H245V200L244 199H241ZM5 203V204H4ZM16 205H15V204ZM38 203H40L41 205H43V206H41L40 205V207H39V204ZM100 205H99V204ZM117 203V202H116ZM122 203V205L124 204V202H121ZM120 203V204H121ZM126 203V204H127ZM178 203V204H177ZM183 203V204H182ZM215 203V202H214ZM213 202H212V205L214 204ZM243 203V204H242ZM245 203V204H244ZM10 204H12V205H14V207L15 208H13V206H11ZM23 204H25V206H23ZM93 204V205H94ZM97 204V205H96ZM103 204V205H102ZM114 205H115V208L118 206L117 204H115V203H113ZM169 204V205H168ZM181 204H182V206H181ZM189 204V205H188ZM190 204H192V206H190ZM199 204V205H198ZM210 204H211V202H210ZM117 205V206H116ZM127 205H129V204H127ZM148 205L149 206H147L146 207V209L147 208H150V203H148ZM164 205V206H163ZM197 205L199 206V207H197ZM202 205V206H201ZM211 205V206H212ZM2 206V207H1ZM19 206V207H18ZM31 206V207H30ZM152 206V207H153ZM168 206H174L175 208H174V210L172 209L173 207H170L171 208V210L169 209V208H167ZM190 206V207H189ZM214 206L215 205H213L212 206V209L214 208ZM217 206V205H216ZM5 207H7V208H9V209H6ZM94 206H92L91 205V209H92V211H94V210H97L96 208L97 207H94ZM181 207H182V210H180L181 209ZM194 209V211H193V209ZM196 207V208H195ZM202 207V208H201ZM204 207V208H203ZM5 208V209H4ZM19 208H23L22 210H20ZM30 208V209H29ZM144 208H145V206H144ZM178 208H179V210H178ZM12 209V210H11ZM18 209L19 210V212L18 211H16V210ZM26 209V210H25ZM30 210V212L31 213H33L34 215H32L33 217H31V214H30V212L29 211H27V210ZM66 209V210H65ZM202 211H201V210ZM3 210H7L6 212L7 213H10V214H8V216H7V214L6 213H4L5 211H3ZM8 210H10L12 213H13V216H12V213L11 212H9ZM14 210L16 211V212H14ZM65 210V211H64ZM121 210V209H120ZM149 210V209H148ZM164 210H166V211H164ZM176 210V211H175ZM187 210H189V211H187ZM197 210V211H196ZM199 210V211H198ZM215 210H217L216 209V207H215ZM23 211H25V212H23ZM26 211L30 214H27L26 213ZM61 213H59V212ZM167 211H169L170 213H168ZM193 211V212H192ZM239 211H240V208H239ZM156 212V213H155ZM157 212H159V213H157ZM173 212V213H172ZM175 212V213H174ZM213 212H214V210H213ZM218 212V210L216 211V212H214V215H215V213H217ZM14 213H17L18 215L19 214H21V213H23L22 215L24 216V217H27L28 218V220H27V222H29L30 220H32V221H30V223H28L27 224V222L25 223L23 220H21V218L23 217V216H21V215H17V214H14ZM36 213L38 214L36 217V221L35 220H33V219H35V215H36ZM94 213V212H93ZM130 213H132V212H130ZM179 213V214H178ZM185 213H186V215H185ZM194 213V214H193ZM202 213V214H201ZM242 213H246V211L245 212H242ZM42 214V213H41ZM88 214H90V213H88ZM169 214V215H168ZM174 214V215H173ZM183 214V215H182ZM190 216H189V215ZM206 214V215H205ZM221 214H222V212H221ZM224 214V213H223ZM11 215V216H10ZM40 215V216H39ZM98 215V214H97ZM99 215H101V214H99ZM191 215H193V217L191 216ZM195 215L196 216H198L197 218L195 217ZM200 215L202 216V215H204V216H202V218H200ZM9 216L11 217V219H12V217H13V219H14V221H11V220H9L10 218H9ZM124 218H123V217ZM153 216V217H152ZM164 216H166V217H163ZM172 216V217H171ZM177 216V217H176ZM3 217H5L6 218V221H4V220H1V219H3ZM7 217L9 218V219H7ZM19 217H20V221H19ZM42 217V218H41ZM104 217V218H103ZM120 217H121V219H120ZM176 217V218H175ZM185 217H186V219H185ZM204 217V218H203ZM214 217V218H213ZM4 218V219H5ZM33 218V219H32ZM90 218H87V219H90ZM99 218H101V219H103V220H99V221H102V223H101V225H103L104 226V231H103V227L102 226H99L100 224L98 223L99 221H98V219ZM112 218V219H111ZM114 218H116V219H114ZM138 218V217H137ZM161 218H163V219H161ZM174 220H173V219ZM177 218L179 219V220H177ZM194 218V219H193ZM198 218H200V219H198ZM218 218V219H217ZM16 219V220H15ZM38 219V220H37ZM42 219L44 220V222L42 221ZM68 219H70L69 217H68ZM189 219V220H188ZM194 221H193V220ZM217 219V220H216ZM11 222H9V221ZM18 220V221H17ZM24 220H26V218L24 219ZM95 220H96V222H95ZM116 220H117V222H119V227H121L122 226V228L121 229H123V230H120L119 229V227L117 226V225H114V223L115 224H118L117 222H116ZM119 220V221H118ZM137 220V221H136ZM161 220H163V221H161ZM171 220V221H170ZM188 220V221H187ZM190 220H192V222L194 223V222H196V223H190L191 221ZM197 220H198V222H197ZM16 221V222H15ZM23 221V222H22ZM34 221V222H33ZM70 221H72V219H70ZM86 221V222H85ZM84 222H83V226L82 225H79V227L78 228H80V229H78V228H74L73 230H76V232L75 233H79L80 231H82V230H84V228H85V226H86V224L87 225H89L90 223H89V220H85ZM128 221H130V222H128ZM145 222V223H143V222ZM159 221H160V223H159ZM165 221V222H164ZM172 221H173V223H172ZM175 221H178V222H175ZM181 221V222H180ZM9 223V225L11 226H9L8 225V223ZM14 222V223H13ZM18 222V223H17ZM38 222H41V223H39L38 224ZM51 222V224L53 225V227L51 226V228L50 229H52L51 230V232L48 230V229H46V228H43V226L41 225V224H49ZM124 222H126L127 224V226L125 225V223ZM151 222V223H150ZM157 224V225H155V223ZM188 222H189V225H188ZM20 223V224H19ZM23 223V224H22ZM97 223V224H96ZM107 223V224H106ZM128 223L129 224H133V223H135V224H133L134 226H137V227H131L132 228V230L131 229H129V230H131V232L128 230V232H127V230L126 229H124L123 227H124V225L126 226L125 228H130V226L131 225H128ZM142 223V224H141ZM147 223V224H146ZM149 223V224H148ZM164 223V224H163ZM177 223V224H176ZM187 223V224H186ZM5 224H7L6 225V228H5V226L3 227L2 225H5ZM24 224H27V225H24ZM31 224V225H30ZM161 225V226H159V225ZM163 224V225H162ZM223 224H224V226H223ZM13 225V226H12ZM15 225V226H14ZM18 225V226H17ZM20 225H23L22 227H24V228H22L23 229V231H25V232H23V231H21V229L19 228V227H21ZM64 225V226H63ZM113 225L115 226V227H113ZM132 225V226H133ZM139 225H141V226H139ZM144 225H146V226H144ZM149 225H152V226H149ZM154 225V226H153ZM167 225V226H166ZM171 225V226H170ZM180 226V227H178V226ZM183 225V226H182ZM188 225V226H187ZM192 225V226H191ZM196 225H198V226H196ZM216 225V224H215ZM9 226V227H8ZM39 226V227H38ZM47 226V225H46ZM116 226L118 227V231L115 229L116 228ZM129 226V227H128ZM144 226V227H143ZM191 226V227H190ZM17 227H18V230H17ZM25 227L28 229H25ZM30 229H29V228ZM48 227V226H47ZM83 227V228H82ZM155 227H156V231H154V229H155ZM158 227H162V228H159L160 229V231H158ZM185 227V228H184ZM189 227H190V229H189ZM219 227V225L217 226V227H215V226H213L212 225V229H215V228H218ZM5 228V229H4ZM13 228V229H12ZM34 228V229H33ZM38 228V229H37ZM39 228H41V229H39ZM61 228V229H60ZM108 228H110V229H108ZM134 228V229H133ZM137 228V229H136ZM138 228H140V229H138ZM141 228L143 229V231L141 230ZM152 228H154L153 230H151ZM166 228V229H165ZM178 228V229H177ZM3 229H4V231H3ZM63 229V230H62ZM107 229V230H106ZM113 229H115V230H112ZM169 229V230H168ZM180 229V230H179ZM189 229V230H188ZM9 230V231H8ZM35 230H37L38 231V233L36 234V232L37 231H35ZM39 230L41 231V233L39 232ZM43 230H45L46 231V233H44V231ZM80 230V231H79ZM96 231L97 233H98V235H97V233L96 232H94V231ZM111 230V231H110ZM124 230H125V232H126V235L127 236H129L128 238H127V236L125 235L124 237H126L125 238V240L122 238V240H120V238L122 237V232H124ZM133 230H136V231H133ZM150 230V231H149ZM163 232H162V231ZM166 232H165V231ZM182 230V231H181ZM184 230V231H183ZM186 230H188L187 232H185ZM5 231H7L6 233H5ZM11 231V232H10ZM30 231H32V233L30 232ZM35 231V232H34ZM66 231H68V232H66ZM99 231H101L100 233H99ZM109 231H110V233H109ZM120 231H122V232H120ZM147 233H146V232ZM153 231H154V233H153ZM9 232L12 234V232H13V234L11 235V234H9ZM27 232V233H26ZM34 232V233H33ZM43 232V233H42ZM47 232H50V233H47ZM64 232V233H63ZM87 232H85V233H87ZM124 232V233H125ZM138 232V234H136ZM190 232V233H189ZM235 232V231H234ZM233 232V233H234ZM14 233H16V234H14ZM23 233V234H22ZM40 233V234H39ZM91 233V234H90ZM94 233H95V235H94ZM101 233H102V236H101ZM119 236L120 234V237H117V239H118V242H117V239H116V234ZM127 233H129V234H127ZM140 233H141V235H140ZM153 235H152V234ZM202 233V234H201ZM231 234H232V231L230 232ZM229 233V234H230ZM6 234V235H5ZM17 234H19L18 236H17ZM31 234H35V235H31ZM54 235V239H53V235ZM116 236H115V235ZM136 234V235H135ZM179 234H182L183 235V237L182 236H179ZM10 237H9V236ZM13 235H14V237H13ZM27 235H28V238H27ZM38 235V237H36ZM110 235H112V236H110ZM142 235H144L143 237H141ZM152 235V236H151ZM167 235H170V234H164L163 236H167ZM3 236H5V237H3ZM29 236H31V237H29ZM35 236V237H34ZM42 236V237H41ZM43 236H44V238H43ZM50 236V237H49ZM52 236V237H51ZM55 236H56V239H57V241L55 240ZM93 236H95V237H93ZM105 236H108V237H105ZM158 236H159V234H158ZM11 237H13L14 238V240H13V238H11ZM18 238V240H16V238ZM21 239H20V238ZM40 237H41V240L43 239V240H45V242L43 241V242H41L39 239H40ZM58 237V238H57ZM100 237V238H99ZM131 237V238H130ZM145 237H146V239H145ZM148 237V238H147ZM151 237V238H150ZM3 238L4 239H6L3 243H2V241H3ZM9 238V239H8ZM30 238L32 239V241H34L33 243H32V241H30ZM34 238V239H33ZM35 238H37V239H35ZM65 239V242H63L64 240L63 239ZM91 238V239H90ZM106 238H109V239H113V240H115L114 241V243H112L113 242V240H111V245L110 244H108V242H110L109 241V239H106ZM190 240H189V239ZM15 242V240H16V245H19V243H21V244H26L27 246H28V243H29V246H32V245H34V247L32 248L33 250L34 249H36L35 251H32V249L30 248V250H28L29 248L25 245V247H23L22 246V248L24 249H22V248H20L19 250H15L16 248H12L11 249V246H12V244H10L11 243V241L12 240ZM46 239L48 240V241H50L51 243H52V240L54 241H56V243H54V244H49L48 245V243L46 242ZM70 239V240H69ZM104 239V240H103ZM2 240V241H1ZM11 240V241H10ZM38 240L40 241V243L38 242ZM98 240V241H97ZM123 240H124V245H126L125 247L127 248V250H126V248L125 249H123L124 247H122V246H124V245H120L121 244V242L119 243V241H122V243H123ZM142 240V241H141ZM149 240V241H148ZM156 240V241H155ZM23 241H25V243L23 242ZM35 241H36V243H35ZM61 242V244H60V242ZM67 241V242H66ZM71 241V242H70ZM90 241V242H89ZM154 241V242H153ZM13 242V243H14ZM18 242V243H17ZM96 242H98V244H95ZM138 242V243H137ZM145 242V243H144ZM147 242H148V244H147ZM183 242V241H182ZM8 243V244H7ZM31 243H32V245H31ZM37 243H38V245H37ZM42 243V244H41ZM47 243V244H46ZM65 243H67L66 245H64ZM117 244V249H115L116 247V244ZM133 245H132V244ZM63 244V245H62ZM120 246H119V245ZM135 244V245H134ZM202 244V245H201ZM6 245H8L7 247H5ZM39 246V248L37 247V246ZM107 245V246H106ZM111 247H110V246ZM132 245V246H131ZM140 246V247H138V246ZM182 245V246H181ZM199 245V246H198ZM13 246H15V245H13ZM46 246L47 247V249H45L44 247ZM118 246H119V249H118ZM133 246H137V249H135V247H133ZM198 246V247H197ZM36 247V248H35ZM44 248V250H43V248ZM49 247V248H48ZM66 247V248H65ZM109 247V248H108ZM112 247L114 248V249H112ZM192 247H194V250L192 249ZM25 248H27V249H25ZM105 248V249H104ZM111 248V249H110ZM121 248V249H120ZM40 249V250H39ZM51 250V251H53V252H48V250ZM53 249V250H52ZM110 249V250H109ZM132 249H134L135 250V252H134V250H132ZM141 249V250H140ZM14 251V253H13V251ZM28 250V251H27ZM44 251V253H43V251ZM46 250H47V252L48 253H50V254H48L47 252H46ZM156 250V249H155ZM201 250V251H200ZM1 251H3V254H2V252ZM19 251H21V252H19ZM26 251V252H25ZM30 251V252H29ZM40 253H39V252ZM120 251H122L123 252V254H121V255H119V253H120ZM138 251V252H137ZM173 251H175V250H173ZM197 251H199V252H197ZM5 252V253H4ZM12 252V253H11ZM27 252H29V253H32V252H36L35 254L36 255H34V253H32V254H30V255H33L32 256V258H33V260H32V258L30 257V256H28L27 255ZM101 252V253H102ZM106 252H108V253H106ZM149 252H153V253H155L154 251H149ZM20 253H22V254H20ZM28 253V254H29ZM101 253H97V255L95 256V258L94 259H92L93 261H95V259L96 258H98V257H101L100 255H101ZM102 253V254H103ZM127 253H129V254H127ZM3 256H2V255ZM7 254H8V256L9 255H11L12 257L11 258H8L7 259ZM16 254H18V255H16ZM38 254V255H37ZM53 254V255H52ZM55 254V255H54ZM81 254V253H80ZM107 254V255H106ZM14 255V256H13ZM22 255V256H21ZM28 256V258L30 259L31 258V260H29L28 258H27V256ZM39 255H40V257L41 258H44V260L42 259V260H40V258H39ZM47 255H51L52 257H54V258H52L51 256L49 257V256H47ZM103 255V256H104ZM129 255V256H128ZM5 256H7V257H5ZM15 256H18L17 258H18V260H16L15 261V259H17V258H15ZM26 256V257H25ZM35 256H37V257H35ZM69 255H67V257H63L62 259L63 260H67L68 258H70V257H68ZM91 256V255H90ZM125 256V257H124ZM4 257V258H3ZM15 258V259H12V258ZM25 257V258H24ZM52 260L51 262H50V259ZM57 257V258H56ZM92 257V256H91ZM116 257V258H117ZM3 258V259H2ZM6 258V259H5ZM24 258V259H23ZM55 258H56V260H57V262L58 263H56V260H55ZM11 259V260H10ZM28 261H26V260ZM39 259V260H38ZM12 260H13V262H17V263H12ZM21 260V261H20ZM25 260V261H24ZM48 260H49V262H48ZM37 261V262H36ZM62 261V262H61ZM121 261H118L119 263L121 262ZM3 262V263H2ZM25 262H27V263H25ZM61 262V263H60ZM92 263V262H91ZM90 262H88V264H91ZM94 263H96V262H93V264ZM65 264H68V262H65Z\"/></svg>",
  "mask_w": 264,
  "mask_h": 264
}]
</instances>
